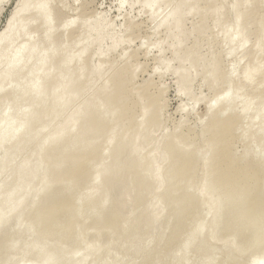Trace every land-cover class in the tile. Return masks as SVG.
Segmentation results:
<instances>
[{
  "label": "bare ground",
  "instance_id": "obj_1",
  "mask_svg": "<svg viewBox=\"0 0 264 264\" xmlns=\"http://www.w3.org/2000/svg\"><path fill=\"white\" fill-rule=\"evenodd\" d=\"M50 1L51 0H24L23 2H21L20 3V5H19V8H18V10H17V14L12 18V19H10L8 22V25H7V28L5 29V31H3L2 32V34L0 35V57H2L3 55L5 56H7V54L9 55V54H12L10 51H12L11 49H13V48H10V47H8V45H7V43L8 44H10L9 46H11L12 47V45H13V40L15 39V40H17L18 39V37H17V35H20L22 32H23V27H25L24 25H26V23L25 22H28L27 20H31L32 22H33V19L35 20L37 17L39 18V20H41V21H38V18L36 19L38 22H40V25L42 24L43 25V27H45V29H47V31L45 32V33H47L48 32V30H50L51 32H52V34L54 35L55 33H53V31L54 30H56L57 28H55V26H54V28L55 29H53V31H52V28L50 27L51 25H52V22H55V20H56V16H55V13H54V7L53 8H51V4H50ZM158 1V2H157ZM161 1H169V0H144V5H142L143 7H145V8H151V6H152V4H154L155 2H157V3H159V2H161ZM204 1V2H203ZM207 1L208 0H184L183 2H180V3H176V4H174V3H172V4H174L172 7H171V4H170V7H171V10L169 11V13L167 14V15H165L166 17L164 18V20L163 21H161L162 22V25L163 26H170V24H172L173 25V32H171V30L169 31V29H168V31H169V34H170V32L171 33H173V34H171V35H168L169 37H170V41H171V39L173 38V39H175V36H178L177 38H178V40L180 39L179 38V36H181V41H183L184 40V42L185 41H187V38L189 37L190 38V36L192 37V35H197V38L198 39H200V38H204L203 36H204V34H205V31H211V30H208L209 29V26L207 27L208 29H206V23L208 22V20H210V19H212V21H213V25L215 24V27H218L219 26V24H220V22H222L223 21V18H224V15L222 16V10L224 9L223 7V0H217V1H215V0H213L214 1V3H210V1H208L209 2V4H207ZM212 1V0H211ZM212 1V2H213ZM171 2V1H170ZM179 2V1H178ZM201 2H203V3H205L206 2V4H204V5H206L205 7H201V5L199 6V4H202ZM219 3L218 5H211V4H217V3ZM227 2V1H226ZM225 2V3H226ZM263 2V1H262ZM141 3V2H140ZM169 3V2H168ZM228 3V2H227ZM226 3V4H227ZM264 3V2H263ZM137 4V3H136ZM233 7L235 8V7H240L241 9H240V11H239V9L237 8H235L236 9V11H238V12H236L235 14H234V17H233V23H231V25H229V26H227V27H225L226 25L225 24H223V23H221L220 25L221 26H223V25H225L224 27H222L223 28V30H222V32H224L223 34H224V41L223 40H221V41H223V43L225 42L226 44H233V42L235 41V39L238 37L240 40L242 39V41L241 42H244L246 45L248 44L247 43V41L249 40V38H250V36H251V26H252V17L254 16V14L253 13H255V10L257 9V7H259V3L258 2H254L253 0H234L233 1ZM231 4V5H232ZM207 5H209L208 7H207ZM230 5V4H229ZM230 5V6H231ZM167 6V5H166ZM185 6L186 7H188L187 9H189L188 10V12L189 13H191V12H193L194 10V13H197L198 11V15H201V17H200V19L201 20H199V22H200V24L199 25H196L197 27H196V29H194V30H192V28H190L191 29V31L187 34V32H186V29L185 28H187V27H184L185 26V22H184V17H181L180 15H182L183 14V12H185V11H183L182 12V14L180 13V11L182 10V8L184 7L185 8ZM210 6H212L211 7V11H210V13L208 12V10H209V8H210ZM215 6V7H214ZM226 6V5H225ZM230 6H228V7H230ZM214 7V8H213ZM25 8V9H24ZM144 8V9H145ZM205 8H208V10H203V9ZM213 8V9H212ZM234 8H232V9H234ZM198 9V10H197ZM200 9H202L201 10V12H200ZM261 9V8H260ZM27 11V13L25 14V16H20V15H18L19 14V12H21V11ZM197 10V11H196ZM150 11V10H149ZM154 11V10H153ZM156 11V10H155ZM260 11V10H259ZM31 12H34V15H33V13L31 14ZM35 12H37V13H35ZM202 12H204V13H202ZM154 13H156V12H154ZM158 13V12H157ZM160 13V12H159ZM194 13H192V14H194ZM28 14H30L31 16H29ZM36 14V15H35ZM60 14V13H59ZM191 14V15H192ZM149 15H150V13H149ZM29 18V19H27V17ZM33 16H34V18H33ZM37 16V17H36ZM157 16H158V14H157ZM183 16V15H182ZM262 16V15H261ZM23 17H26V18H23ZM99 17V16H98ZM197 17V16H196ZM221 17H222V19H221ZM256 17V16H255ZM22 18L24 19V21L25 22H23V21H21L22 20ZM30 18H33V19H30ZM89 18H90V16H89ZM93 18V17H92ZM101 18V17H100ZM229 18V17H228ZM26 19V20H25ZM53 19H55V20H53ZM60 19V18H59ZM74 19V18H73ZM80 19V18H79ZM53 20V21H52ZM70 20V19H69ZM68 20V21H69ZM78 20V19H77ZM77 20H75L74 19V21L71 23L72 25H74V24H79V26L82 24V22L83 21H81V24L80 23H77V22H80V21H77ZM80 20H82V19H80ZM151 20V19H150ZM157 20V19H156ZM255 20V19H254ZM37 21H34V22H37ZM66 21V20H65ZM64 21V22H65ZM94 21V20H93ZM92 21V19H91V22H93ZM228 21V20H227ZM260 21V20H259ZM60 22V21H59ZM106 23V21H99L98 19L96 20V22L94 21L93 23H89V24H84V22H83V24H84V29H81L80 28V31L82 32H80L79 31V28H77L78 29V33H79V35L78 36H75L74 38H72V40H70L69 41V39H61L59 42H57V40H55L54 39V37H51L50 35H48L47 37L49 38V42H51L52 40L51 39H54L55 40V42L52 44V43H49L48 42V44H46V42L43 44V45H40V48L38 47V45L39 44H41V43H39L38 45H36L35 47L33 46V47H31L30 49H34V48H36L34 51H32V53H31V51L29 50V49H27V50H29V51H27V52H24V53H26L28 56H29V54H28V52L29 53H31L30 54V56H29V58H25L26 56H22V57H24V58H22L20 55H23V54H21L20 53V48L23 50V47L26 49V47L25 46H22L21 45V47L19 46L18 47V49H19V51H17V50H15V49H13V54H12V57H11V60L9 61V64H6L7 65V68L4 70V69H2L4 72L2 73V75L0 76V85L1 84H3L4 82H6V81H9V84L11 85L10 87H12V88H10L9 87V89H11V90H9V91H11V93H10V97L8 96L9 94L7 93V96H4L5 97V99H4V97H3V99L5 100H2L1 99V102H0V150H4V148L7 146V144H9V143H14V146H12V145H10V146H12L11 148H10V150H9V152L7 153V151H6V153H4V155H3V157L4 158H2V160H0V172H1V170L3 169V168H5L6 167V170H7V168L9 167V169H10V167L11 166H13V168H14V166L15 165H11L10 163H11V161H12V163H16L14 160L16 159V161H17V159H19V154H21L20 152L22 151V150H24V149H28L30 146H33L34 147V153L35 154H40V157H41V159L39 160V156L37 155V157H39L38 158V160L37 159H35L34 161H36L37 160V162L35 163V164H37L36 166H35V170H34V168L33 167H31V166H33V165H29V164H31L30 162H28L27 160L29 159V157L27 158H24L25 159V161H27V163H25V161L24 160H21V162L19 163V168H18V171L17 170H15L14 172H18L17 174V176H14L17 180H16V183L17 184H14L13 186H11L10 187V185H12V184H10V185H6V184H8V183H6L5 184V187L6 188H8V190L6 189H4V184H3V186H1L2 188H0V197H1V194L3 193V195H5L4 197L2 196V199L4 198V199H9V198H11L10 199V201H9V205H10V202L12 203L11 205H10V207L8 208V210H6L7 208H5V211H3L4 210V208H2V206L4 205V206H9V205H6V201H5V203H4V201H3V204H2V199L0 198V231H2V229H4V227L6 226L7 228H8V219L9 218H11V216H12V218H13V216L14 217H16V220H19L20 219V216L18 215V214H20V213H22V211H20L21 210V207L22 208H24L23 206H24V204L28 201V199H29V197L31 196V200L34 198V197H32V196H34V195H31V194H35V192H33L34 191V188L36 187H34V182L36 181V180H38V179H40L41 178V176H44V174L45 173H48V175H49V173H52V174H50L49 175V177L51 176L52 178H50V180H49V182L51 181V183H47V185L48 186H46L45 188L46 189H44L43 188V192H42V194H41V196L40 197H38V198H40V199H37L38 201L40 200V202H41V206H39L38 205V207L37 208H35V210L36 211H32L33 212V214H32V212L30 213V214H32V222H31V224H30V226L32 225V226H34L35 225V223H43L42 225L40 224V226H43V233L45 234V236H47V234L50 236H53L52 238H53V240H54V243H52L51 241H50V239L48 240V241H50V242H48V243H51V244H53V245H55V243H57V242H59V241H57V242H55V240L56 239H54V237H57V236H59V237H65V238H62V240L63 239H65L66 240V238H68V236H70V235H72L73 233H71V232H73L72 230H75V228L73 227V226H77V224L79 223L78 222V220H79V218L80 217H76L75 215L78 213L79 214V212H80V210H84V209H81V207L80 206H83L82 204H86V203H83L82 202V204H79V197H77V196H75V197H73V194H70V191H74L73 189H75L80 183H81V185H84L85 183H87L86 182V180H85V182L83 183V182H81V178L82 177H84L85 175H86V177L84 178V179H87L88 177H89V179L92 181V179L94 178L95 180L94 181H96L98 178H101V175L102 174H105V176H106V174H107V179H108V181H110L111 182V180L113 181V180H115V179H120L118 182H117V184L118 185H120V182H121V180H122V177H119V176H116V175H118V173L119 172H121V170H123V167L122 166H117V165H119L118 163L119 162H121L120 163V165L122 164V165H125L124 163H122L123 162V157H121L122 155H123V153L125 152V148H127L126 147V145H127V143H128V141L129 142H131L130 140H136V141H138L137 139H143L145 142H146V144H148V143H150V145H152L153 144V141H154V133L156 132V134H157V130L161 127V125H162V120H163V118H162V116H163V112H164V109H165V105H164V100L162 99L161 100V94L163 93V89H162V92L161 91H158V92H152L151 90H150V86H151V82L149 83V82H147V84H145V85H143L142 86V84H141V86H137V85H135V76H136V71H138L137 69L138 68H136V66H134L133 67V65H131V61H130V59H131V56L129 57V56H127L128 58V61L127 60H125V63L123 64V65H118V66H116V62H112V63H110V67L108 66V65H106V66H108L109 67V69H108V71H107V74L109 75V78H108V80H107V82H105L106 84H103V86H101L102 88H100V90L99 89H97V90H95V91H92L93 89L92 88H95V83L96 82H98V80L99 79H101V77L103 76V75H105V73H104V71H102V68L103 69H105L104 68V66H103V63H102V65L101 66H99L98 68L96 67V68H93V67H91L92 66V62L91 61H89V59H91V58H89L88 59V62L86 63V65H82V67L80 66V67H78L76 64H78V61H80L81 62V60H79V57H80V59H81V57H82V59H83V55H84V53H82V52H84V51H86V53L88 52V50L92 47L93 48V45L95 46V44L97 45V47L99 48V47H102L103 45H104V42L106 41V40H110L111 41V45H109L110 47H109V49L107 50V51H109V52H114L117 48H119V46L120 45H122L125 41V39L123 40V38L122 37H118V36H116V34H113L112 32V34L111 33H109L108 32V30H109V25L107 24H105ZM262 22V21H261ZM25 23V24H24ZM23 24V25H22ZM55 24V23H54ZM58 24V23H57ZM227 24V23H226ZM31 25V24H30ZM41 25V26H42ZM76 25H75V27H76ZM195 25H194V27H195ZM210 25V24H209ZM216 25H218V26H216ZM262 25V24H261ZM263 25H264V23H263ZM262 25V26H263ZM23 26V27H22ZM27 26V25H26ZM32 26V25H31ZM67 26V25H66ZM135 26V25H134ZM134 26L131 28V26H129L128 28H127V30L126 31H130L131 29H133L134 28ZM157 26V25H156ZM165 26V27H166ZM28 27V26H27ZM47 27V28H46ZM70 28H71V26H69ZM81 27V26H80ZM159 27V26H158ZM157 27V28H158ZM193 27V28H194ZM50 28V29H49ZM60 28V27H59ZM67 28V27H66ZM111 28V27H110ZM124 28V27H123ZM126 28V27H125ZM161 28V27H160ZM218 28H220V30H221V27H218ZM32 29V28H31ZM30 29V30H31ZM33 29H35L36 30V28H33ZM41 29H42V27H41ZM41 29H39V30H41ZM44 29V30H45ZM136 29V28H135ZM165 29V28H164ZM217 29V28H216ZM24 30H26L25 28H24ZM113 30V29H112ZM156 30H158V29H156ZM166 30V29H165ZM214 30V29H213ZM213 30H212V32H213ZM31 31H33V30H31ZM67 31V30H66ZM75 31V30H74ZM74 31H73V33H74ZM77 31V30H76ZM152 31V30H151ZM189 31V30H188ZM216 31V30H215ZM21 32V33H20ZM27 32V31H26ZM25 32V33H26ZM38 32V31H37ZM55 32V31H54ZM72 32V31H71ZM127 32V33H128ZM131 32V31H130ZM129 32V33H130ZM153 32V31H152ZM222 32H221V34H222ZM39 33V32H38ZM73 33H71V34H73ZM77 33V34H78ZM116 33V32H115ZM118 33V32H117ZM120 33V32H119ZM210 33V32H209ZM217 33V32H216ZM219 33V32H218ZM23 34H24V32L22 33V36H23ZM49 34H51V33H49ZM42 35V34H41ZM44 35V34H43ZM42 35V36H43ZM56 35V34H55ZM74 35V34H73ZM76 35V34H75ZM189 35V36H188ZM207 35V34H206ZM209 35H211V34H209ZM24 36H28V35H24ZM51 38H50V37ZM67 35L65 34V37H66ZM84 36V37H83ZM215 37H216V35H214ZM241 36V37H240ZM19 37H21V36H19ZM33 37V36H32ZM39 37H40V35H39ZM46 38V36H43V38ZM72 37V36H71ZM83 37V42H81L80 40H81V38ZM194 37V36H193ZM209 37V36H208ZM17 38V39H16ZM41 38V37H40ZM40 38H38V39H40ZM70 38V37H69ZM129 38V37H128ZM189 38H188V40H189ZM206 38V37H205ZM196 39V38H195ZM207 39V38H206ZM211 39V38H210ZM209 39V40H210ZM218 39V38H217ZM220 39V38H219ZM223 39V38H222ZM36 40V39H35ZM45 40V39H44ZM53 40V41H54ZM62 40H65L63 43H62ZM127 40V39H126ZM132 40V39H131ZM165 40H167V39H165ZM176 41L175 42V45H179L178 47H180V49H181V47L183 46V44L182 45H180V42L181 41ZM200 40H202V39H200ZM199 40V41H200ZM263 40V39H262ZM22 41H24V39L22 40ZM37 41V40H36ZM41 41H43V40H41ZM45 41H47V40H45ZM129 41V40H128ZM144 41V40H143ZM194 41V40H193ZM198 40H196L195 42V44L192 46V47H190V49H186V51L185 52H183L181 55H182V57H180V59L176 56V58H178L177 60L179 61V62H181V66H179V70H178V72H176V74H180L179 75V78L181 77V79H179V80H181L180 82L181 83H179V84H181L179 87H183L184 89L183 90H185L186 91V93L187 94H189L190 92H189V88H190V86L189 85H191V80H193V79H191L190 77H191V75H190V77L187 75H185V71H183L182 70V67H183V65L185 64V63H189V62H195V60H198L199 61V58H200V55H199V50H200V46L202 45L201 44V42H203V41H200L199 42ZM212 41V40H211ZM211 41H209V42H211ZM239 41V40H238ZM109 42V41H108ZM167 42H168V40H167ZM179 42V43H178ZM183 42V43H184ZM189 42V41H188ZM249 42H250V40H249ZM11 43H12V45H11ZM14 43H15V41H14ZM80 43V44H79ZM81 43H83V46H82V44ZM126 43V42H125ZM143 43V42H142ZM149 43V42H148ZM152 43V42H151ZM172 43V42H171ZM177 43V44H176ZM187 43V42H186ZM193 43V42H192ZM235 43V42H234ZM6 44V45H5ZM78 44H79V46H82L81 48L79 47V49L80 50H82L81 51V53L79 54L78 52H74V50H76L75 48L78 46ZM128 44V43H127ZM145 44V43H144ZM146 44H147V42H146ZM158 44H160L161 45V42L160 43H158ZM163 44H165V43H163ZM201 44V45H200ZM208 44V43H207ZM239 44V43H238ZM238 44L235 46V47H237L238 46ZM241 44V43H240ZM16 45V44H15ZM34 45V44H33ZM46 45H48V46H46ZM152 45V44H151ZM154 45V44H153ZM159 45V46H160ZM169 45H171V44H169ZM173 45V44H172ZM185 45L186 44H184V46L183 47H185ZM211 45V44H210ZM228 45V47H230ZM244 45V44H243ZM41 46H46L45 48L44 47H41ZM146 46V45H145ZM150 46V45H149ZM164 46V45H163ZM166 46V45H165ZM187 46V45H186ZM255 46V45H254ZM259 46V45H258ZM2 47H8V48H10V51L9 52H7L6 50H8V48H5V53H2V50L4 49V48H2ZM96 47V48H97ZM126 47V46H125ZM157 47H158V45H157ZM172 47V46H171ZM175 47H177V46H175ZM182 47V48H183ZM202 47V46H201ZM234 47V48H235ZM256 47V46H255ZM262 47V46H261ZM29 48V47H28ZM103 48V47H102ZM102 48L99 50V49H97V50H99V51H101L102 50ZM159 48V47H158ZM163 48V47H162ZM161 48V49H162ZM174 48V47H173ZM186 48V47H185ZM188 48V47H187ZM213 48V47H212ZM231 48V47H230ZM229 48V49H230ZM232 48H233V46H232ZM233 48V49H234ZM240 48V47H239ZM239 48H237V49H239ZM263 48V47H262ZM179 48H177L176 50H177V53L175 52V55H178V54H180V53H178V51L180 52V49L178 50ZM225 48H223V50H224ZM254 49V48H253ZM258 49H260V48H258ZM14 50H15V52H14ZM96 50V51H97ZM148 50H150V49H148ZM159 50V49H158ZM182 51H183V49H181ZM227 50V49H226ZM236 50V49H235ZM235 50H233V52H235ZM240 50V49H239ZM25 51V50H24ZM77 51H78V47H77ZM117 51V50H116ZM122 51V50H121ZM161 51V50H160ZM210 51V50H209ZM237 51V50H236ZM262 51H263V49H262ZM7 52V53H6ZM80 52V51H79ZM102 52V51H101ZM104 52V51H103ZM211 52L212 51H210V54H211ZM215 52V51H214ZM229 52H230V50H229ZM261 52V51H260ZM1 53H2V55H1ZM20 53V54H19ZM123 53V52H122ZM213 53V52H212ZM222 53H223V51H222ZM232 53V52H231ZM231 53L229 54V55H231ZM255 53V52H254ZM25 54V55H26ZM82 54V55H81ZM134 54V53H133ZM225 54V53H224ZM259 55L260 54H262V53H258ZM132 55V54H131ZM173 55V54H172ZM180 55V56H181ZM228 55V56H229ZM236 55V54H235ZM3 56V57H4ZM6 56H5V58H6ZM27 56V57H28ZM91 56H93V55H91ZM123 56V55H122ZM121 56V57H122ZM125 56V55H124ZM134 56V55H133ZM179 56V55H178ZM211 56V55H210ZM209 56V57H210ZM216 56V55H215ZM214 56V54H213V60L214 61H212L211 60V58H210V60H211V62H213V64H212V67H211V65L210 66H208V68L210 67L211 69H210V77H208L207 76V78H211L212 80L214 79V77H216L217 76V73H219V72H217L218 71V68H219V63H220V58H218V55L215 57ZM234 56V55H233ZM250 56H252V55H250ZM3 57H2V60H3ZM9 57V56H8ZM95 57V56H94ZM106 57V56H105ZM109 57V56H108ZM126 57V56H125ZM248 57V56H247ZM101 58V57H100ZM123 58V57H122ZM202 58V57H201ZM206 58V57H205ZM237 58V57H236ZM246 58V57H245ZM257 58H259V56L257 57ZM261 58V57H260ZM259 58V59H260ZM10 59V58H9ZM32 59H34L33 60V63H31V64H33V66H32V68L30 69L29 68V66L27 65V63L30 61V60ZM101 59H103V58H101ZM134 59V58H133ZM174 59V58H173ZM202 59H204V58H202ZM233 59V58H232ZM251 59V58H250ZM259 59L258 60H256L257 61V63L259 62ZM0 60H1V58H0ZM55 60H56V62H55ZM98 60V59H97ZM166 60H168V59H166ZM181 60V61H180ZM253 60H255V59H253ZM5 61V60H4ZM83 61V60H82ZM87 61V60H86ZM99 61H100V59H99ZM120 61V60H119ZM203 61V60H202ZM229 61V60H228ZM238 61V60H237ZM247 61V60H246ZM263 61V60H262ZM261 61V62H262ZM6 62V61H5ZM55 62V63H54ZM90 62H91V65H90ZM103 62V61H102ZM169 63H170V61H168ZM208 62V61H207ZM206 62V63H207ZM254 62V61H253ZM30 63V62H29ZM57 63V64H56ZM85 63V62H84ZM173 63V62H172ZM210 63V62H209ZM209 63H207V65H209ZM241 63V62H240ZM260 63V62H259ZM0 64H1V61H0ZM30 64V65H31ZM83 64V63H82ZM99 64H101V63H99ZM133 64V63H132ZM237 64H238V62H237ZM243 64V63H242ZM254 64H255V62H254ZM2 65V64H1ZM25 65H27V67H25ZM79 65H81V64H79ZM135 65V64H134ZM137 65V64H136ZM164 65V64H163ZM170 65H171V63H170ZM187 65H189V64H187ZM239 65V64H238ZM250 65V64H249ZM249 65H247V68H249L248 66ZM252 65V64H251ZM261 65H262V63L259 65H255V68L254 69H252V70H249L248 72H250V71H252V72H250V73H246L245 72V76L246 77H244V75H243V77L245 78V79H243L244 81H247L248 83H251L252 84V82L253 81H255V78H256V75L257 74H260V73H262L263 72V74H261L262 75V80H261V82H260V85H258V87L260 88H262V91H261V94H259L260 96L258 97V99H260L261 101H262V105L258 108L259 110H257L258 112L255 114L256 115V118L255 119H257L259 116L260 117H262L263 118V120H264V70H263V68H264V63H263V68L261 67ZM3 66V65H2ZM94 66V65H93ZM103 66V67H102ZM165 66V65H164ZM228 66V65H227ZM3 67H5V66H3ZM31 67V66H30ZM138 67V66H137ZM166 67H167V69H168V63H166ZM188 67V66H187ZM204 67H206L205 65H204ZM203 67V68H204ZM252 67H254V66H251L250 68H252ZM1 68V67H0ZM25 68H28V70H29V72H27V71H24V69ZM171 68V66H169V69ZM183 68H186V67H183ZM191 68V67H190ZM200 68H201V66H200ZM224 68V67H223ZM235 68V67H234ZM238 68V67H237ZM107 69V68H106ZM142 69V68H141ZM164 69H165V67H164ZM189 69V68H188ZM207 69V68H206ZM205 69V70H206ZM241 69V68H240ZM26 70V69H25ZM90 70V71H89ZM140 70V69H139ZM155 70V69H154ZM171 70V69H170ZM177 70V69H176ZM176 70H174V71H176ZM186 70V69H185ZM191 70V69H190ZM196 70V69H195ZM236 71L238 70V69H235ZM234 70V71H235ZM244 70V69H243ZM22 71H24V73L22 72ZM88 71H89V73H88ZM174 71H172V74H173V72ZM209 70H207V72H208ZM226 71V70H225ZM229 71H231V70H229ZM229 71H228V74H229ZM25 72H26V74H25ZM86 72L88 73V75L86 74ZM109 72V73H108ZM140 72V71H139ZM168 72V71H167ZM184 72V73H183ZM187 72V71H186ZM200 72H202V71H200ZM204 72V71H203ZM206 72V71H205ZM206 72V73H207ZM222 72V71H221ZM21 73H23V77H21ZM104 73V74H103ZM158 73V72H157ZM166 73V72H165ZM175 73V72H174ZM208 73V74H209ZM242 73V72H241ZM24 74H25V76H24ZM85 74H86V76H87V80H86V82H84V80H83V77L85 76ZM205 74V73H204ZM227 74V75H228ZM34 76V78L32 79V76ZM138 75V74H137ZM194 75V74H193ZM196 75V74H195ZM198 75H199V72H198ZM242 75V74H241ZM31 76V77H30ZM177 76V75H176ZM222 76V75H221ZM229 76H231V72H230V75H228L226 78H220V79H222V80H225V82L227 83V85H228V87H227V90L225 91L224 90V94H227V95H229L230 93H232L233 92V94H234V90L237 88V87H235L236 85H235V83H234V80H233V76H232V78L231 77H229ZM138 77V76H137ZM195 77V76H194ZM193 77V78H194ZM197 77V76H196ZM199 77V76H198ZM218 77H219V74H218ZM235 77H238L237 75H235ZM29 78H30V80H29ZM32 79V80H31ZM137 79V78H136ZM189 79H191L190 81H189ZM202 79V78H201ZM218 79V78H217ZM82 80H83V82H82ZM210 80V79H209ZM242 80V79H241ZM106 81V80H105ZM207 81V80H206ZM211 81V80H210ZM257 82V81H256ZM7 84H8V82H6ZM188 83H190V84H188ZM206 83H208V82H206ZM210 83V82H209ZM241 83V82H240ZM254 83V82H253ZM9 84L7 85V86H9ZM95 84V85H94ZM188 84V85H187ZM215 84V83H214ZM257 84V83H256ZM209 85V84H208ZM210 85H211V83H210ZM227 85H225V86H227ZM94 86V87H93ZM187 86H189V88L187 87ZM217 86V85H216ZM224 86V87H225ZM252 86H253V84H252ZM1 87H5V83H4V86H0V88ZM192 87V86H191ZM256 87V86H255ZM2 88V89H3ZM6 89H8L7 87H5ZM97 88V87H96ZM152 88V87H151ZM164 88V87H163ZM185 88H187V89H185ZM183 90L181 91L180 89H179V91H181L182 93H183ZM188 90V91H187ZM255 90V89H254ZM0 91H2L3 92V90H1L0 89ZM5 91H8V90H5ZM212 91V90H211ZM257 91V90H256ZM259 91V90H258ZM91 92V93H90ZM189 92V93H188ZM191 92H192V88H191ZM226 92V93H225ZM185 93V92H184ZM185 93V95H187ZM238 93V92H237ZM6 94V93H5ZM180 94V93H179ZM213 94V93H212ZM220 94V93H219ZM219 94L217 95V96H219ZM2 95H4V93L2 94ZM2 95H0L1 97H2ZM81 95H88L87 96V99L84 101V103H82L81 104V106H80V104L78 105V106H80V108L78 109L76 106H74L76 109V111L74 110V113L72 114V117H70V119H68L64 124H62V125H60V126H58V128L55 130H53V133H50V135H47V134H49V133H47L46 134V131L48 130L47 129V126H46V123L45 122H47L46 120H45V118H46V115H47V112H48V115L50 116V114H52L51 112H53V116H54V114L55 113H58V117H59V113L61 114L62 112H66L67 111V109L69 110V107H71V106H73V103L74 102H76L77 101V99L79 100V97L81 96ZM184 95V94H183ZM194 95V94H193ZM235 95V94H234ZM163 96V95H162ZM189 96V95H188ZM191 96H192V93H191ZM222 96V95H221ZM237 96H238V94H237ZM243 96H245V95H243ZM0 97V98H1ZM82 97V96H81ZM239 97V96H238ZM241 97V96H240ZM6 98H7V100H6ZM164 98V97H163ZM196 98V97H195ZM194 98V99H195ZM198 98H200V97H198ZM217 98V97H216ZM237 98V97H236ZM214 99V98H213ZM222 99H224V97L222 98ZM235 99V98H234ZM255 99V98H254ZM236 100V99H235ZM191 101H193V100H191ZM195 101V100H194ZM215 101V100H214ZM229 101H230V99H229ZM237 101V100H236ZM255 101H257V100H246V101H244L243 103H240V108L242 109V110H246V109H249V108H253V106H255L254 105V103H255ZM78 102V101H77ZM216 104L218 105V103H220L221 102V98L219 99V98H217L216 99ZM222 102H224V100H222ZM238 102V101H237ZM79 103V102H78ZM227 103H228V101H227ZM75 104V103H74ZM210 104V103H209ZM221 104V103H220ZM224 104V103H223ZM236 104V103H235ZM230 105V106H228V107H226L227 109H226V112H227V115H226V113H225V115L222 113V112H220V113H217V112H213V115H210L211 116V118H210V120L206 123V125L205 126H203L201 123V125L203 126V127H201V128H203V130H202V134L201 135H199L200 136V138L202 137V140L201 141H205V143L207 144H205V146H206V148L204 147V146H201L202 148L200 149V148H196V142H197V140L196 139H194V138H196L195 136H192V129L191 130H187L186 132H183L181 129L179 130V129H177L174 133H172V134H167V135H165L164 136V139L161 141V143H160V145L159 146H157L156 148H157V153H158V155L160 156V158H161V156L163 157L162 159H164V162H166V165L168 166V168H167V170H166V173L165 172H163V174H162V177L160 178V184H162L163 183V180H166V182L168 183L167 185V189H165V191H164V194H162L161 195V197L159 196V198H161L162 199V202H164L165 201V199H166V201H168L169 200V198H170V200L171 201H173V203H172V210L176 213L177 212V215L179 214V210H180V213L181 214H185V212H183L184 211V209L183 210H181V209H179L180 208V205H181V203L183 202V201H188V200H191V199H193L194 197H195V194H194V196H193V193L191 194L190 192H189V189H194L191 185H193L194 187H195V185L194 184H196L197 182H199V181H201V180H203V179H209V180H212L207 186V188H208V191H214V189L215 190H217V189H219L220 190V192H221V195H220V198L218 199V201L216 202V210L219 212V213H225L226 214V217H227V221L225 220V219H222V220H224V221H226V223H229V225L230 226H233V224L234 225H236L235 223L240 219V218H242L243 217V220H244V218L245 219H247L248 221H249V223L247 224V226L250 224V222L251 223H253L254 224V222H256V221H262V220H264V206H263V208H262V205L260 206V207H258V205H256V203H255V199L256 198H258L259 196H260V194H259V189H260V191L261 190H263L264 189V179H262V175H261V173L259 172V168L261 167V165L263 164V158H264V156H262V155H254V157L253 158H251V159H249V160H245L244 158H242V159H238L235 155H234V153H233V143H234V140H235V138L237 137V133L239 134V132L237 131L238 130V127H240V126H238V124H237V121H236V119H235V113H237L236 111H237V106L236 105ZM225 105H226V103H225ZM186 106V105H185ZM216 106V105H215ZM210 108H211V106H209ZM217 107V106H216ZM212 108H213V106H212ZM219 108V107H218ZM251 108V109H252ZM25 110V114H24V116L23 117H21L22 115H21V113H20V115L21 116H17V115H19V113L17 114V112H21V110ZM71 109V108H70ZM225 109V108H224ZM241 109H239V110H241ZM257 109V108H256ZM188 109H186V111H187ZM213 110H214V108H213ZM216 110V109H215ZM254 110V109H253ZM192 111V110H191ZM210 111V110H209ZM218 111V110H217ZM252 111V110H251ZM245 112V114L246 113H248V112H246V111H244ZM256 112V111H255ZM24 113V112H23ZM50 113V114H49ZM17 114V115H16ZM209 114V113H208ZM210 114H212V113H210ZM240 114V113H239ZM47 115V117L50 119L51 117H53V116H51V117H49ZM63 115V114H62ZM240 115H242V114H240ZM64 116V115H63ZM67 116V115H66ZM71 116V115H70ZM110 116H113V117H110ZM209 116V117H210ZM243 116V115H242ZM247 116V115H246ZM20 117V118H19ZM55 117H56V114H55ZM62 117V116H61ZM198 118H199V116H197ZM203 117V116H202ZM240 117V116H239ZM260 117H259V120H260ZM68 118V117H67ZM111 118V120H109ZM206 118V117H205ZM243 118H245V116H243ZM247 118V117H246ZM261 118V119H262ZM47 119V118H46ZM113 119V120H112ZM200 119V118H199ZM249 119H250V116H249ZM54 120V119H53ZM57 120V119H56ZM56 120H55V122H56ZM66 120V119H65ZM245 120V119H244ZM252 120H253V118H252ZM258 120V119H257ZM243 121V120H242ZM186 122V121H185ZM196 122V121H195ZM199 122V121H198ZM206 122V121H205ZM204 122V123H205ZM255 122V121H254ZM253 122V123H254ZM257 122V121H256ZM44 123H45V125H44ZM240 123V122H239ZM253 123H252V125H253ZM260 123V122H259ZM263 123H264V121H263ZM50 124V123H49ZM53 124V123H52ZM185 124V123H184ZM166 125V124H165ZM194 125V124H193ZM240 125V124H239ZM263 125V124H262ZM56 126V125H55ZM163 126V125H162ZM184 126V125H183ZM197 126V125H196ZM242 126V125H241ZM244 126V125H243ZM256 126V125H255ZM53 127V126H52ZM166 127V126H165ZM246 127V126H245ZM49 128V127H48ZM200 128V129H201ZM242 128V127H241ZM253 128V127H252ZM255 128V127H254ZM47 129V130H46ZM51 129V128H50ZM161 129V128H160ZM46 130V131H45ZM165 130V129H164ZM258 130V129H257ZM122 131L124 132V134H121L122 133ZM159 131V130H158ZM244 131V130H243ZM247 131V130H246ZM251 131V130H250ZM45 132V137H42V136H44V134L42 135L41 133H44ZM52 132V131H51ZM195 132V131H194ZM248 132V131H247ZM40 133V134H39ZM107 135H106V134ZM159 133V132H158ZM201 133V132H200ZM199 133V134H200ZM244 133H245V131H244ZM243 133V134H244ZM37 134H39V135H37ZM104 134V136L106 137L105 139H102L101 138V140H102V142H103V140H105L104 142H105V145H106V147H104L103 149H105V150H103L102 149V151H101V148L102 147H100L99 148V146H97L98 144H97V142L99 143V140H100V137H102V135ZM194 134V133H193ZM242 134V135H243ZM246 134V133H245ZM36 135H37V140L39 139V143H36V141L37 140H35V142H34V139H36ZM40 135H42L41 137L43 138V139H40L41 137H39L38 138V136H40ZM196 135V134H195ZM247 135V134H246ZM103 136V137H104ZM157 137V136H156ZM243 137V136H242ZM197 138H199L198 136H197ZM264 138V125L263 126H261L260 127V129L257 131V133L255 134V142H257V144L255 145V143L254 142H252V143H254V145L257 147V145H258V142L259 141H262V139ZM99 139V140H98ZM139 139V141H141ZM253 139V138H252ZM243 140V139H242ZM97 141V142H96ZM135 141V142H136ZM143 141V143H145ZM246 141V140H245ZM244 141V142H245ZM27 143V144H29L30 146L28 147V148H25V147H27L28 145H24V143ZM38 142V141H37ZM22 143H23V145H22ZM133 144H134V142H132ZM204 143V142H203ZM262 143H264V142H262ZM35 144V145H34ZM97 144V145H96ZM101 144H103V143H101ZM129 144V143H128ZM145 144V146H148V147H150L149 145H146ZM242 144V143H241ZM259 145H261V144H259ZM53 146V147H52ZM129 146V145H128ZM131 147H133L132 145H130ZM208 146V147H207ZM251 146V145H250ZM32 147V148H33ZM52 147V148H51ZM130 147V148H131ZM204 147V148H203ZM254 147V146H253ZM259 147V146H258ZM264 147V146H263ZM22 149L21 151H20V149ZM129 148V149H130ZM134 148V147H133ZM252 148V147H251ZM250 148V149H251ZM128 149V150H129ZM149 149V148H148ZM208 149H209V151L211 152L209 155L210 156H208ZM255 149V148H254ZM6 150V149H5ZM4 150V151H5ZM153 150V149H152ZM152 150H151V152H152ZM159 150V151H158ZM249 150V149H248ZM20 151V152H19ZM245 151V150H244ZM251 151H253V149L251 150ZM1 152V151H0ZM127 152V151H126ZM139 152H141V150H139ZM149 152V151H148ZM153 152H154V150H153ZM156 152H154L153 154H155ZM256 152H257V149H256ZM18 153V154H17ZM32 153V152H31ZM143 153H144V151H143ZM143 153H139V154H143ZM161 153V154H160ZM206 153H207V155H206ZM5 154H6V156H5ZM19 155L18 157H16L17 155ZM134 154V153H133ZM152 154V153H151ZM245 154H247V153H245ZM244 154V155H245ZM23 155V154H22ZM26 155V154H25ZM29 155V154H28ZM105 155H106V157H107V155H108V157H110V158H108V159H110V160H112V163L111 164H107V163H109V161L110 160H108V162L106 163V162H104V164H106V165H103V162H102V164H101V162L100 161H103V159L105 160V159H107V158H105ZM147 155V154H146ZM157 155V156H158ZM205 155V156H204ZM35 156L36 155H34V157H33V159L35 158ZM128 156V155H127ZM145 156V155H144ZM207 156H208V158H207ZM15 157V158H14ZM140 157V156H139ZM14 158V159H13ZM32 157H30V159H31ZM103 158V159H102ZM127 158H129V157H127ZM150 158V157H149ZM203 158V159H202ZM206 158V159H205ZM121 159V160H120ZM205 159V160H204ZM248 159V158H247ZM32 160V159H31ZM30 160V161H31ZM120 160V161H119ZM127 160V159H126ZM149 160V159H148ZM14 161V162H13ZM40 161H41V163H40ZM105 161H107V160H105ZM141 161V160H140ZM98 162H99V164H98ZM146 162V161H145ZM42 163H45L43 166V168L44 169H46L45 171H42V173H44V174H42L41 173V164ZM142 163V162H141ZM141 163H136V164H134L133 163V165L132 164H129V161H128V165L130 166L129 167V170H130V172H131V174L129 175V173H128V175L130 176V177H132V179L131 178H128V179H130L128 182H127V178H125V179H127L126 180V182L128 183H126L125 182V184L123 183V181H122V183L124 184V185H121V186H117V184L115 185V181H117V180H115V181H113V182H111L110 183V185H108V187L109 186H111V184L113 183V185L115 186V187H120V190H118V189H116L118 192H122V193H127V191L128 192H130V194H133L134 195V197L136 198L137 197V200L139 199V197H140V199H141V197L143 198V201H144V199L145 200H147V198L149 197V194H150V189H151V187L149 188V185H148V183H150V181L148 182L147 181V179H146V177L144 178V179H139V178H137L136 176H138V172H139V170L141 169ZM150 163V162H149ZM169 165H168V164ZM34 164V163H33ZM147 164V163H146ZM248 164L249 165H252V167H250L249 168V166H248ZM165 165V164H164ZM163 165V166H164ZM8 166V167H7ZM17 166V165H16ZM15 166V167H16ZM30 166V167H29ZM167 166H165V167H167ZM117 167L119 168V167H121L122 169L121 170H119V169H117ZM147 167V165L145 166V168ZM12 168V167H11ZM12 168V170H14ZM31 168H33L32 169V171H33V173H35V175L33 174L31 177H29L30 176V170H31ZM17 169V168H16ZM43 169V170H44ZM127 170H128V168H126ZM164 169V168H163ZM5 170V171H6ZM11 170V171H12ZM119 170V171H118ZM125 170V169H124ZM127 170H125V171H127ZM264 170V169H263ZM4 171V172H5ZM8 171V170H7ZM118 171V172H117ZM125 171H124V173H122L121 172V174H120V176H123V174L125 175V174H127V172L125 173ZM164 171V170H163ZM129 172V171H128ZM7 173V172H6ZM13 173V172H12ZM11 172H10V174L11 175H13ZM32 173V172H31ZM114 173H116V177L117 178H115V179H112V178H114L113 177V175H114ZM2 174H3V172H2ZM2 174H1V177H2ZM192 174L194 175L193 176V178H192ZM47 175V176H48ZM93 176V178H91L92 176ZM45 176H46V174H45ZM10 177H13V176H10ZM48 177V178H49ZM126 177V176H125ZM139 177V176H138ZM14 178V179H15ZM43 178V177H42ZM42 178H41V181H43L42 183H44V180H42ZM134 178H136V179H134ZM192 178V179H191ZM13 179V178H12ZM13 179V181L15 182V180ZM45 179V178H44ZM47 179V178H46ZM88 179V180H89ZM124 179V178H123ZM150 179V178H149ZM153 179V178H152ZM155 179V178H154ZM8 180V179H7ZM47 180V181H48ZM89 180V181H90ZM101 180V179H100ZM99 180V181H100ZM192 182H191V181ZM12 181V180H11ZM39 182H41L40 180H38ZM88 181V182H89ZM106 181V180H105ZM104 181V179L102 178V180L100 181L101 183H104L105 182ZM152 181H156V180H152ZM157 181H158V179H157ZM161 181H162V183H161ZM12 183V182H11ZM31 183H33V184H31ZM41 183V184H42ZM91 183H93V182H91ZM90 183V184H91ZM96 184H93V185H95L94 186V188H97V186H99V185H101L100 183H98L99 185H97V182H95ZM190 183H192L191 185H189ZM208 183V182H207ZM31 184V187H34L33 188V190H31L30 189V187H29V185ZM33 185V186H32ZM89 185V184H88ZM87 185V186H88ZM92 185V184H91ZM104 185V184H103ZM112 185V186H113ZM10 188H9V187ZM39 186V185H38ZM44 186V185H43ZM111 186V187H112ZM191 186V188H189ZM197 186V185H196ZM22 187H24V189H25V187H27L25 190H24V192H22V194H20L21 192H20V190H22L21 188ZM79 187H81V186H79ZM89 187V186H88ZM91 187V186H90ZM100 187V186H99ZM99 187L97 188V189H99ZM103 187V186H102ZM105 188V189H108V190H112V188ZM42 188V187H41ZM40 188V189H41ZM56 189V188H58V190L56 189V191H58L57 192V196H55V197H51L50 198V194H51V192H52V190L53 189ZM87 188V187H86ZM129 188H132L133 190H128ZM205 188H206V185H205ZM36 189V188H35ZM39 189V188H38ZM37 189V192L36 193H38V190ZM78 189V188H77ZM90 189V188H89ZM92 189H93V187H92ZM92 189H90L91 191H93ZM100 189H101V187H100ZM3 190H4V192H3ZM79 190V189H78ZM77 190V191H78ZM108 190H106V191H108ZM110 190V191H111ZM113 190H114V188H113ZM202 190V189H201ZM205 190V189H204ZM207 190V189H206ZM218 190V191H219ZM5 191H6V193H5ZM89 191V190H88ZM88 191H86V192H88ZM94 191H95V189H94ZM97 191V190H96ZM99 191V190H98ZM97 191V192H98ZM152 191V190H151ZM193 191V190H192ZM264 191V190H263ZM19 192V194L21 195L20 197H18L19 196V194L16 196V194ZM33 192V193H32ZM75 192L76 191H74V194H75ZM81 193L80 194H82V192H85V191H80ZM104 193H106L105 191H103ZM132 192V193H131ZM208 193V192H206L205 191V194L204 195H202V196H204L205 197V195H209V194H211V193ZM5 193V194H4ZM41 193V192H40ZM50 193V194H49ZM55 192H53V196L55 195L54 194ZM72 193V192H71ZM90 194H91V192H89ZM94 193L96 194V192H93V194L92 195H94ZM102 193V192H101ZM104 193H102L103 194V197L104 196H106V194L104 195ZM207 193V194H206ZM264 193V192H263ZM108 194V193H107ZM120 194V193H119ZM152 194H153V191H152ZM152 194H151V198H152ZM15 195V198L13 197ZM36 195V194H35ZM38 195H39V193H38ZM37 195V196H38ZM78 195V194H77ZM83 195V194H82ZM84 195H85V193H84ZM109 195V194H108ZM112 195V194H111ZM123 195V194H122ZM121 195V196H122ZM125 195V194H124ZM128 195V194H127ZM132 195V196H133ZM259 195V196H258ZM36 196V197H37ZM49 196V197H48ZM95 196V195H94ZM99 196V195H98ZM130 197H131V195H129ZM128 196V197H129ZM178 196V197H177ZM201 196V195H200ZM258 196V197H257ZM75 198V199H73V198ZM81 197V196H80ZM90 197H91V195H90ZM90 197H88V195H87V197L86 198H90ZM110 197V196H109ZM123 197V196H122ZM127 197V198H128ZM153 197H154V195H153ZM207 197V196H206ZM205 197V198H206ZM12 198H14V200H12ZM49 198V200H47ZM78 198V199H77ZM83 198V197H82ZM97 198V197H96ZM107 198V197H106ZM119 198V197H118ZM124 198V197H123ZM126 198V197H125ZM175 200H174V199ZM32 200L33 201V203L35 202V201H37V200ZM76 199L78 200V202L76 201ZM85 199V198H84ZM97 199H99V198H97ZM116 199V198H115ZM149 200H150V198H148ZM158 199V198H157ZM173 199V200H172ZM207 199V198H206ZM210 199V198H209ZM259 199H260V201H261V198L259 197ZM12 200V201H11ZM74 200L77 202V204H76V202H75V204H73L74 203ZM81 200V199H80ZM86 200H89V199H86ZM93 199L91 198V200H89V203L88 204H90L91 205V203H90V201H92ZM96 200V199H95ZM104 203L106 202V200L108 201V198L107 199H105L104 198ZM142 200V199H141ZM141 200L139 201V202H141ZM153 200H155V199H153ZM169 200V201H170ZM202 200V199H201ZM205 199H203V201H204ZM212 200V199H211ZM31 201V202H32ZM100 201H101V199H100ZM115 201V200H114ZM132 201H133V198H132ZM142 201V202H143ZM151 201V200H150ZM158 201V200H157ZM160 201V200H159ZM169 201H168V203H169ZM198 201V200H197ZM81 202V201H80ZM95 201H93V203H94ZM110 202V201H109ZM137 202V201H136ZM141 202V203H142ZM145 202V201H144ZM161 202V201H160ZM259 202V201H258ZM28 203V202H27ZM33 203H30V204H32L31 206H34L33 205ZM36 203V202H35ZM106 203H108V202H106ZM141 203H138V204H141ZM146 203H148V202H145V204ZM150 203V202H149ZM149 203L146 205V206H148L149 205ZM165 203V202H164ZM190 203H192V202H190ZM37 204V203H36ZM40 204V203H39ZM87 204V205H88ZM97 204V203H96ZM118 204V203H117ZM144 204V203H143ZM166 204V203H165ZM188 205H189V202L187 203ZM186 204V205H187ZM194 204V203H193ZM207 204H209V201L207 202ZM75 205V206H74ZM87 205L84 207L83 206V208H85L86 209V207H87ZM105 205V204H104ZM110 205V204H109ZM136 205V204H135ZM142 205V204H141ZM164 205V204H163ZM167 205H169L170 206V204H167ZM202 205V204H201ZM210 205V204H209ZM214 205V204H213ZM256 205V206H255ZM35 206H37V205H35ZM72 206L73 207H75V208H73V209H71L72 208ZM138 206V205H137ZM143 206V205H142ZM185 205H183V207H184ZM190 206V205H189ZM193 206V205H192ZM206 206V205H205ZM26 207V206H25ZM29 207V206H28ZM91 207H92V205H91ZM98 207V206H97ZM96 207V208H97ZM103 207V206H102ZM109 207V206H108ZM140 207V206H139ZM168 207V206H167ZM182 207V206H181ZM187 207V206H186ZM202 207H203V205H202ZM208 207V206H207ZM96 208H90V211L93 209H96ZM104 209H107L106 207H103ZM102 208V209H103ZM137 208L138 207H136V212H140L139 213V215H141V213L143 212V207L142 208H139L140 210L142 209V212L140 211V210H137ZM163 208V207H162ZM164 208H166V207H164ZM169 208V207H168ZM185 208V207H184ZM192 208V207H191ZM195 208V207H194ZM213 208H214V206H213ZM212 208V209H213ZM26 209H27V207H26ZM31 209H32V207H31ZM74 210L73 212H75V213H71V215H74L75 217H76V219H77V223L74 221V224L72 223L73 221H72V219L73 218H75L74 216L72 217V216H69L71 219H69V220H71L69 223L67 222V224H68V226L67 225H65V224H63V223H60L59 221L60 220H64L63 218H66L67 216H65V217H63L64 216V214H66L69 210ZM98 209H99V207H98ZM98 209H96L97 211H98ZM101 209V208H100ZM101 209V210H102ZM110 211H111V209L110 208H108ZM225 209V210H224ZM28 210V209H27ZM33 210V209H32ZM93 210L90 212V215H91V213H94V212H96L95 210H94V212H93ZM178 210V211H177ZM188 210V209H187ZM194 210V209H193ZM214 210V209H213ZM79 211V212H78ZM86 211H88V209L86 210ZM86 211H85V213H86ZM120 211V210H119ZM144 211H145V208H144ZM147 211V210H146ZM169 211V210H168ZM173 211L172 212H170L171 213V215H172V213H173ZM185 211H186V209H185ZM210 211V210H209ZM217 211H214V212H217ZM222 211H224V212H222ZM24 212V211H23ZM29 212V211H28ZM83 212V211H82ZM107 213L108 212V210L106 211H104V213ZM134 212V211H133ZM135 212V213H136ZM150 212V211H149ZM148 212V213H149ZM164 212V211H163ZM193 212V211H192ZM24 213H26V212H24ZM24 213H22L23 215H24ZM88 213V212H87ZM86 213V214H87ZM101 215L99 216V215H97V213H95L94 215H93V217L91 218V219H94V220H92V221H94V222H92V223H96L95 225L97 226L98 224H100V225H105V224H102V223H104V222H102L101 221V219H104L103 218V216H102V214L104 215V217L109 213H107L106 215L103 213V210H102V212L100 211L99 212ZM112 213H114V212H110L108 215L111 217V215L110 214H112ZM144 213V212H143ZM188 213H190V212H187V214ZM77 214V216H79L80 214H82L81 212H80V214L78 215ZM89 214V213H88ZM115 214V213H114ZM145 214H146V212H145ZM225 214L223 215V214H221L220 216H225ZM227 214H228V216H227ZM83 217H84V212H83ZM108 215L106 216L107 218H108ZM120 215V214H119ZM134 215V214H133ZM136 215V214H135ZM138 215V214H137ZM136 215V217L138 218L139 216H137ZM142 215H144V214H142ZM152 215V214H151ZM168 215V214H167ZM170 215V214H169ZM176 215V216H177ZM180 215V214H179ZM178 215V216H179ZM191 215V214H190ZM192 215H194V213L192 214ZM86 216H89V215H86ZM92 216V215H91ZM145 216V215H144ZM174 215H172V218H174L173 217ZM175 216V217H176ZM222 216V218H225V217H223ZM24 217H25V215H24ZM63 217V218H62ZM82 217V216H81ZM102 217V218H101ZM105 217V220L107 219ZM116 216H113V220H114V218H115ZM132 217H134V216H132ZM131 217V218H132ZM141 218H142V216H140ZM183 217V219H184V215L182 216ZM11 218V219H12ZM62 218V219H61ZM87 218V217H86ZM135 218V217H134ZM144 218V217H143ZM151 218V217H150ZM149 218V219H150ZM189 218V217H188ZM188 218H187V220H188ZM23 219V218H22ZM67 219H68V217H67ZM75 219V220H76ZM81 219V218H80ZM83 219V218H82ZM109 219V218H108ZM120 219V218H119ZM148 219V220H149ZM152 219V218H151ZM150 219V220H151ZM177 219H179V217H177ZM177 219H176V221H177ZM181 219V218H180ZM14 220H15V218H14ZM16 220H15V222H16ZM69 220H67V221H69ZM88 220V219H87ZM87 220H85V223L87 222ZM113 220H112V218H110V220L109 221H106L107 222V224L109 225V227H115V228H117V227H119L118 225V222H117V220H116V222H117V226H116V224H115V221L113 222ZM136 219H134V221H135ZM144 220V219H143ZM246 220V221H247ZM11 221V220H10ZM22 221V220H21ZM83 221V220H82ZM111 221V222H110ZM124 221H126V220H124ZM138 221V220H137ZM174 221V220H173ZM240 221V220H239ZM238 221V222H239ZM14 222V224H16ZM30 222V221H29ZM61 222H63V221H61ZM65 222H66V219H65ZM91 222V221H90ZM127 222H128V220H127ZM132 222V221H131ZM139 223L140 222H142V221H138ZM148 222V221H147ZM178 222V221H177ZM182 222V221H181ZM180 222V223H181ZM216 222V221H215ZM240 222H242V221H240ZM264 222V221H263ZM18 223H20L21 224V222H18L17 221V227H15L16 228V230H17V232L20 234V233H22V235H16V237H19V236H21L20 238L22 239V237H23V232H26V227H24L23 228V226H21L20 224V226H18ZM23 223V222H22ZM75 223H76V225H75ZM129 223V222H128ZM144 223V222H143ZM150 223V222H149ZM164 223V222H163ZM210 223H211V221H210ZM225 223V222H224ZM257 223V225H258V222H256ZM7 224V225H6ZM9 224H11V223H9ZM81 224V223H80ZM131 224V223H130ZM133 225H131V226H134V222L132 223ZM136 224V223H135ZM147 224V223H146ZM185 224V223H184ZM183 224V225H184ZM191 224V223H190ZM194 224H196V223H194ZM207 224H209V223H207ZM245 224V223H244ZM64 225V226H63ZM79 225V224H78ZM99 225V226H100ZM121 225H122V222H121ZM138 225V224H137ZM136 225V226H137ZM218 225L219 224H217V227H218ZM220 225H221V222H220ZM239 225V224H238ZM251 225V224H250ZM249 225V226H250ZM255 225V224H254ZM257 225H255L256 227H257ZM260 225H261V223H260ZM11 226H12V224H11ZM31 226V228L33 229L34 227H32ZM124 226V225H123ZM135 226V227H136ZM144 226V225H143ZM149 226V225H148ZM210 226V225H209ZM215 226V225H214ZM223 226H224V224H223ZM227 226V225H226ZM242 226V225H241ZM245 226V225H244ZM243 226V228L242 229H244V231H248L247 229L248 228H246V230H245V227H247V226H245L244 227ZM254 226V227H255ZM21 227V228H20ZM53 227H55L56 229H55V231L53 232L52 230H53ZM78 227V226H77ZM94 227V226H93ZM101 228H102V226H100ZM100 227H98V229L100 228ZM125 227V226H124ZM129 227V226H128ZM127 227V228H128ZM175 227H176V225H175ZM181 227V226H180ZM211 227H212V230H214V228H213V226L211 225ZM217 227H215V228H217ZM235 227V226H234ZM240 227V226H239ZM238 227V228H239ZM251 227H253L252 225H251ZM253 227V228H254ZM13 228V227H12ZM12 228H10V231H12L11 229ZM30 228V227H29ZM30 228V229H31ZM38 228H40V227H38ZM37 228V229H38ZM46 229V231H44L45 229ZM73 228V229H72ZM96 228V227H95ZM100 228V229H101ZM104 228H105V226H104ZM108 228V227H107ZM115 228H114V230H115ZM130 228V227H129ZM131 228H133V227H131ZM182 228H183V226H182ZM185 228V227H184ZM202 228V227H201ZM260 227L258 226V229H259ZM263 228V227H262ZM90 229V228H89ZM97 229V228H96ZM122 229V228H121ZM149 229V228H148ZM147 229V230H148ZM181 229V228H180ZM237 229V228H236ZM250 229V228H249ZM257 229V230H258ZM261 229V228H260ZM16 230H14L15 232H16ZM35 230V229H34ZM50 230L53 232V234H51L52 232H50ZM91 230H93V233H94V229H91ZM102 230V229H101ZM136 230H137V228H136ZM139 230V229H138ZM137 230V231H138ZM141 230V229H140ZM146 230V231H147ZM175 230H177V228H175L174 229V231ZM182 230V229H181ZM255 230H256V228H255ZM251 231V229L249 230V231H251L250 233H252V232H258L257 230L256 231ZM262 230V229H261ZM4 231V230H3ZM2 231V232H3ZM9 231V232H10ZM40 232H42V229H40L39 230ZM110 231V230H109ZM119 231V230H118ZM132 231V230H131ZM143 231V230H142ZM150 231V230H149ZM173 231V232H174ZM264 230H262V232H263ZM6 232H7V230H6ZM5 232V233H6ZM33 232V231H32ZM39 232V233H40ZM92 232V231H91ZM96 232V234H97V231H95ZM112 232V231H111ZM115 232H116V230H115ZM114 232V233H115ZM133 232H136V231H133ZM144 232V231H143ZM179 232H180V230H179ZM179 232H177V233H179ZM202 232V231H201ZM261 232V231H260ZM28 233V232H27ZM35 233V232H34ZM37 233V232H36ZM42 233V234H43ZM88 233H90V231L88 232ZM106 233V232H105ZM131 233V232H130ZM129 233V234H130ZM149 233V232H148ZM177 233H176V236H177ZM242 233V232H241ZM240 233V234H241ZM244 233V232H243ZM247 233V232H246ZM0 234H1V232H0ZM16 234V233H15ZM28 234H32L31 232L30 233H28ZM42 234H41V236H42ZM70 234V235H69ZM132 234V233H131ZM137 234H139V233H137ZM136 234V235H137ZM146 234H147V232H146ZM150 234H151V232H150ZM195 234H196V232H195ZM245 234V233H244ZM248 234V233H247ZM246 234V235H247ZM253 234V233H252ZM251 234V235H252ZM256 234V233H255ZM258 234H260V237L262 238L263 236H264V232L261 234V233H258ZM6 235H8L7 233H6ZM5 235V236H6ZM25 235H26V233H25ZM25 235H24V237H25ZM35 235V234H34ZM95 235V234H94ZM99 235V234H98ZM103 235V234H102ZM134 235V234H133ZM139 235H142V234H139ZM170 235V234H169ZM173 235H175V232H174V234ZM250 235V236H251ZM31 235H29V237H30ZM40 236V235H39ZM40 236V237H41ZM50 236V237H51ZM100 236V235H99ZM99 236H97V237H99ZM150 236V235H149ZM168 236V235H167ZM166 236V237H167ZM186 236V235H185ZM193 236V235H192ZM237 236H238V233H237ZM242 236V235H241ZM249 236V237H250ZM258 236V235H257ZM256 236V237H257ZM1 237V236H0ZM10 237V236H9ZM23 237V238H24ZM29 237H27V238H29ZM37 237V236H36ZM71 237V236H70ZM69 237V238H70ZM73 237H74V234H73ZM103 237V236H102ZM131 237V236H130ZM132 237H134V236H132ZM136 237V236H135ZM138 237V236H137ZM136 237V238H137ZM143 237V236H142ZM175 237V236H174ZM173 237V238H174ZM178 237V236H177ZM198 237V236H197ZM245 237V235H243V237L242 238H244ZM10 238H13V237H10ZM26 238V237H25ZM42 238V237H41ZM40 238V239H41ZM58 238V237H57ZM68 238V239H69ZM168 238H169V236H168ZM186 238H188V237H186ZM254 238H255V235H254ZM258 238H259V236H258ZM261 238H259L260 240H261ZM67 239V240H68ZM101 239V238H100ZM130 239V238H129ZM135 239V238H134ZM138 239V238H137ZM172 234H171V238L170 239H165L166 241H168V240H170L171 242H172ZM174 239H176V237L174 238ZM180 239V238H179ZM197 239V238H196ZM200 239V238H199ZM248 239H252L251 237L250 238H248ZM247 239V240H248ZM263 240H264V238H262ZM1 240V239H0ZM12 240V239H11ZM37 241L38 243L41 241V240H37V239H34V237H33V239H32V241H31V239H29V241L27 240V242L29 243V246H27L28 245V243H26L25 245L26 246H24V247H26V248H31V245H30V243L32 244V247H34L33 245V241ZM47 239H45V241H46ZM67 240L64 242V240H63V242L64 243H66L67 242ZM110 240V239H109ZM121 240V239H120ZM131 240V239H130ZM132 240H133V238H132ZM139 240V239H138ZM160 240V239H159ZM190 240V239H189ZM254 240H257V239H254ZM259 240V241H260ZM14 241V240H13ZM18 241V244L17 245H19L20 243H19V241L20 240H17ZM36 241H35V243H36ZM44 241V240H43ZM69 241H70V239H69ZM73 241V240H72ZM107 241H108V238H107ZM111 241H112V239H111ZM117 242L119 241V238H118V240H116ZM116 241H114V243H117ZM129 241V240H128ZM162 241H164V240H162ZM165 241V242H166ZM175 241H177V240H175ZM193 241H194V238H193ZM9 242V241H8ZM15 242V241H14ZM13 242V243H14ZM20 242H24V241H20ZM26 242V241H25ZM42 242V241H41ZM132 242V241H131ZM136 242H138V241H135V243ZM243 242H245V241H243ZM250 242H253V241H250ZM249 242V243H250ZM10 243V242H9ZM133 243V242H132ZM167 243H169V242H167ZM186 243V242H185ZM190 243V242H189ZM192 243V242H191ZM242 243V242H241ZM255 243V242H254ZM258 243V242H257ZM260 243H263V242H260ZM37 244V243H36ZM39 244H42V245H40L41 247H38V249L39 248H43L44 247V249L47 251V249H48V252H50L51 250L53 251V249H50V247H52L53 245H51L50 247H48L49 245L47 244V243H39ZM43 244L44 245H48V246H43ZM59 244H60V242L58 243V244H56L57 246H59ZM71 244V243H70ZM69 243L68 244H66L67 246L68 245H70ZM107 244V243H106ZM194 244V243H193ZM243 244H245V243H243ZM264 244V243H263ZM6 245V244H5ZM10 245H12V243H10ZM7 246L6 247V249H4V250H8V248L10 247H12V246ZM38 245V244H37ZM65 245V246H66ZM86 245H87V243H86ZM108 245V244H107ZM110 245V244H109ZM112 245V244H111ZM122 245V244H121ZM120 245V246H121ZM251 245V244H250ZM249 245V247H251ZM257 245H259V244H256V246ZM1 246V245H0ZM22 246V245H21ZM64 246V245H63ZM67 246L65 247V249L67 248ZM71 246V245H70ZM85 246V245H84ZM88 246V245H87ZM131 246H132V244H131ZM166 246V245H165ZM185 246V245H184ZM189 246H191V245H189ZM194 246V245H193ZM246 246V245H245ZM260 246V245H259ZM263 246V245H262ZM1 247H4V246H1ZM14 247H15V245H14ZM17 247V246H16ZM15 247V248H16ZM20 246H18V248H19ZM45 247H47V249L45 248ZM55 247V246H54ZM60 247H61V244H60ZM81 247V246H80ZM79 247V248H80ZM111 247V246H110ZM133 247H137V246H134L133 245ZM168 247V246H167ZM166 247V248H167ZM254 247H255V245H254ZM261 247V246H260ZM14 248V249H15ZM57 248V247H56ZM55 248V250H59V248L58 249H56ZM62 248V247H61ZM78 248V247H77ZM76 248V249H77ZM86 248V247H85ZM102 248V247H101ZM104 248V247H103ZM102 248V249H103ZM106 248V247H105ZM131 249H132V247H130ZM159 248V247H158ZM157 248V250H159ZM246 248H248V247H246ZM256 248V247H255ZM12 249H13V247H12ZM12 249H10V250H12ZM13 249V250H14ZM27 249V250H28ZM37 249V250H38ZM42 250L41 251V249H39L40 251H41V254L39 255L40 256V260L36 257V256H38V255H35V254H38L37 252L39 251H37V250H35V251H37V252H35V251H33V252H31V253H33V255H35V257H36V259L37 260H39V262H37V264H56L57 263V261H58V263L57 264H59V260L61 259H59L58 258V260H57V255L59 254L57 251H51L52 253H54V252H56L57 254L56 255H54V259L51 257V254H49L48 252V254L50 255V257L48 256V254L45 252V250ZM75 249V248H74ZM95 249V248H94ZM97 249H98V247H97ZM111 249H112V247H111ZM116 249V248H115ZM161 249V248H160ZM170 249V248H169ZM183 249V248H182ZM187 250H188V248H186ZM185 249V250H186ZM201 249H203V248H201ZM262 249V248H261ZM1 250V249H0ZM12 250V251H13ZM16 250H17V248H16ZM19 250V249H18ZM17 250V251H18ZM25 248H24V251H27ZM50 250V251H49ZM64 250V248L63 249H60V253H61V251L62 252H64L63 251ZM80 250H81V248H80ZM156 250V251H157ZM163 250V249H162ZM165 250V249H164ZM243 250H245V249H243ZM255 250V249H254ZM21 251H22V249H21ZM70 251H72V250H70ZM70 251H68V252H70ZM132 251V250H131ZM135 251V250H134ZM161 251V250H160ZM160 251H158L159 253H160ZM193 251H195V250H193ZM246 251V250H245ZM244 251V253H246ZM256 251V250H255ZM259 251H260V248H259ZM20 252V251H19ZM34 252H35V254H34ZM67 251L65 252V254L68 256V253ZM73 252V251H72ZM99 252V251H98ZM100 252H102V251H100ZM114 252V251H113ZM130 252V251H129ZM163 252V251H162ZM204 252V251H203ZM240 252V251H239ZM251 253V251H248L247 253ZM5 253H7V251H5ZM16 253V252H15ZM18 253V252H17ZM23 253V252H22ZM25 253V252H24ZM27 253H29L28 251H27ZM30 253V254H31ZM40 253V252H39ZM68 253V254H67ZM115 253V252H114ZM128 253V252H127ZM158 253V254H159ZM185 253V252H184ZM189 253V252H188ZM188 253H186V254H188ZM227 253V252H226ZM256 253V252H255ZM254 253V254H255ZM30 254H29V256H30ZM83 254V253H82ZM97 254V253H96ZM162 254V253H161ZM199 254V253H198ZM5 255H7V254H5ZM17 255V254H16ZM22 255V254H21ZM32 255V254H31ZM32 255V256H33ZM59 255H61V254H59ZM58 255V256H59ZM74 255H75V253H74ZM84 255H85V253H84ZM88 255H89V253H88ZM98 255H100V253L98 254ZM126 255V254H125ZM157 255V254H156ZM193 255H194V253H193ZM214 255V254H213ZM225 255V254H224ZM251 255V254H250ZM18 256V255H17ZM27 256V255H26ZM55 256H56V259H55ZM82 256V255H81ZM80 256V257H81ZM148 256V255H147ZM21 260H22V258L20 257V256H18ZM23 257H24V254H23ZM28 257V256H27ZM34 257V256H33ZM33 257H29V258H32L33 259ZM60 257H62V256H60ZM64 258H65V256H63ZM73 257V256H72ZM90 257H91V255H90ZM94 257H96V256H94ZM149 257V256H148ZM151 257H152V254H151ZM154 257V256H153ZM152 257V258H153ZM199 257V256H198ZM12 258V257H11ZM26 258V257H25ZM25 258H23V260L25 259ZM75 259H77L76 257H74ZM73 258V259H74ZM98 258V257H97ZM235 258V257H234ZM249 258V257H248ZM2 258H0V260H1ZM4 259H5V257H4ZM35 259V258H34ZM33 259V260H34ZM81 259H83L84 260V258H82L81 257ZM96 259V258H95ZM6 260V259H5ZM10 260H12V259H10ZM21 260H19L20 262H22ZM27 260H28V258H27ZM68 260H71V261H74V260H72V259H67V261L65 260L64 261V259H63V261H64V263H68ZM218 260V259H217ZM220 260V259H219ZM2 261V260H1ZM35 262H36V260H34ZM63 261H61L60 260V263L61 262H63ZM77 261V260H76ZM97 261H99V260H97ZM96 261V262H97ZM102 261V260H101ZM100 261V262H101ZM145 261H147V260H145ZM152 261V260H151ZM150 261V262H151ZM222 261V260H221ZM80 262V264H82L81 263V261H79ZM90 262V261H89ZM233 262H234V259H233ZM242 263H243V261H241ZM2 264H3V261L1 262ZM11 263H12V261H11ZM17 263H19V262H17ZM24 263H25V261H24ZM23 263V264H24ZM32 263H34L33 261L31 262V264ZM63 263V264H64ZM74 264V262H71V264ZM83 263H84V261H83ZM91 263V262H90ZM93 263V262H92ZM152 263H153V261H152ZM151 263V264H152ZM4 264H6V262L4 263ZM15 264V263H14ZM22 264V263H21ZM26 264V263H25ZM27 264H28V261H27ZM62 264V263H61ZM69 264H70V262H69ZM214 264V263H213ZM219 264V263H218ZM229 264V263H228ZM240 264V263H239Z\"/></svg>",
  "mask_w": 264,
  "mask_h": 264
},
{
  "label": "rangeland",
  "instance_id": "obj_2",
  "mask_svg": "<svg viewBox=\"0 0 264 264\" xmlns=\"http://www.w3.org/2000/svg\"><path fill=\"white\" fill-rule=\"evenodd\" d=\"M24 0H0V35L2 34V32L3 31H5V29L7 28V25H8V21L10 20V19H12L16 14H17V10H18V8H19V5H20V3L21 2H23ZM171 1V2H170ZM179 1V2H178ZM184 0H169V1H161V2H159V3H157V2H155L154 4H152V6H151V8L149 9V8H145V7H143L142 5H144L143 3H144V0H51L50 1V6H51V8H53L54 6V13H55V16H56V20L55 19H53V20H55V22H52V25L50 26L51 28H52V31H53V29H55V28H57L56 30H54L53 31V33H55L54 35L52 34V32L50 31V30H48V32L47 33H45L46 31H47V29H45V27H43V25L41 26L40 25V22H38V21H41V20H39V18H38V21L35 19H33L34 18V16H33V18H30V19H33V22L31 21V20H27L28 22H25L24 21V19L23 18H26V17H23L22 18V20L21 21H23V22H25L26 23V25L28 26H26V25H24L25 27H23V32H24V34H23V36H22V33L20 34V35H17V37H18V39L17 40H13V45H12V43H11V45H12V47L11 46H9L10 44H8L7 43V45H8V47H10V48H13V49H15V50H17L18 49V47L20 46L21 47V45L22 46H25L26 47V49L23 47V50L20 48V53L21 54H23L24 52H27V51H31V53H32V51H34L36 48H32V49H30L31 47H35L36 45H38L39 43H41V44H39L38 45V47L40 48V45H43L45 42H46V44H48V42L50 41L49 40V38L47 37L48 35H52L51 37H54V39L55 40H57V42H59L62 38L63 39H69V41L70 40H72V38H74L75 36H78L79 35V33H78V29L77 28H79V31H80V28L81 29H84L83 27H84V24L86 25V24H89V23H93L94 21L96 22V20L98 19L99 21H106V25L108 24L109 25V30H108V32L109 33H113V34H116V36H118V37H122L123 38V40L126 42H124L122 45H120L119 46V48H117L114 52H109V51H107L108 49H109V45H111V41L110 40H106L105 42H104V45L102 46V47H97V45L95 44V46L93 45V48L91 47L89 50H88V52L86 53V51H84V52H82V53H84V57H83V59H82V57H81V59H80V57H79V60H81V62L80 61H78V64H76L78 67H82V65H86V63L88 62V59L89 58H91V59H89V61H91L93 64H92V66L91 67H93V68H98L99 66H101L102 65V63H103V66H104V68L105 69H103L102 68V71H104V73H105V75H103L102 77H101V79H99L98 80V82H96L94 85H95V88H92L93 90L92 91H95V90H97V89H99L100 90V88H102L101 86H103V84H106L105 82H107V80H108V78H109V75L107 74V71H108V69H109V67H110V63H112V62H116V66H120V65H123L124 63H125V60H127L128 61V57L127 56H131V59H130V61L133 63H131V65H133V67L134 66H136V68H138L137 70L138 71H136V76H135V85H137V86H141V84H142V86L143 85H145V84H147V82H151L152 84H151V86H150V90L152 91V92H158V91H161L162 92V89H163V93L161 94V100L163 99L164 100V105H165V109H164V112H163V116H162V118H163V120H162V125H161V129L159 128L158 130H157V134H156V132L154 133V141H153V144L152 145H150V143H148V144H146V142L143 140V139H140L141 141H139V139H137L138 141H134V140H130L131 142H129L128 141V143H127V145H126V147L127 148H125V152L123 153V155L121 156V157H123V162L122 163H124L125 165H120V163L121 162H119L118 164L119 165H117V166H122L123 167V170H121L122 168L121 167H117V169H119V170H121V172L122 173H124V171L125 170H127L126 168H128V170L127 171H125V173L127 172V174H123V176H120V174H121V172H119L118 173V175H116V173H114V175H113V177L114 178H112V179H115V178H117L116 176H119V177H122V180H121V182H120V185H118L117 184V182L120 180V179H115V180H117V181H115V180H113V181H115V185L117 184V186H121V185H124L125 184V182H126V180L128 179V178H131L132 179V177H130L129 175L131 174V172H130V170H129V167L131 166H129L127 163H128V161H129V164H132L133 165V163L134 164H136V163H141V169L139 170V172H138V176H136L137 178H141V179H144L145 177H146V179H147V181L149 182L150 181V183H148V185H149V188L151 187V189H150V194H149V197L148 198H150V200L147 198V200H145L144 199V201L145 202H150L149 203V205L148 206H146L148 203H146L145 204V202L143 201V198L141 197V199H140V197H139V201L141 200V202H139L138 200H137V197L135 198L134 197V195L133 194H130V192H128L127 191V193H122V192H118L116 189H118V190H120V187H115L114 185H113V183L111 184V186L114 188V190H113V188L111 187V186H109L110 188H112V190L110 191V190H108V189H105V188H107L108 187V185H110V183L111 182H113L112 180H111V182L110 181H108V177H107V174H106V176H105V174H102L101 175V178H98L96 181H94L95 179L93 178V176L91 177V178H93L92 179V181L89 179V177L87 178V179H84L85 177H86V175L84 176V177H82L81 178V182H85V180H86V182L87 183H85L84 185H81V183L75 188V189H73L74 191H76L75 192V194H74V191H70V194H73V197H75V196H77V197H79V204H82V202L83 203H86L85 205L84 204H82L84 207L89 203V200H91V198L93 199L92 201H90V203H91V205H92V207H91V205L90 204H88L87 205V207H86V209L85 208H83V206H80L81 207V209H84V210H80V212L83 214V212H84V217H83V215L82 214H80V212H79V216H77V214L75 213V212H73L74 210H71V209H73V208H75V207H73L72 206V208L66 213V214H64V216L63 217H65V216H67L68 217V219H67V217L66 218H63L64 220H60L59 222L60 223H63V224H65V225H67L68 226V224H67V222L69 223L71 220H69V219H71L69 216H74L75 214V216L76 217H80L79 218V220H78V224H77V226H73L74 228H75V230H72L73 232H71V233H73L74 234V237H73V234L72 235H70V236H68V238L70 239V241H69V239L68 238H66V240H67V242L66 243H64L66 240L65 239H63L64 240V242H63V240H62V238H65V237H59V236H57V237H54V239H56L55 240V242H57V241H59L60 242V244H61V247H60V244H59V246H57L56 244H58L59 242H57V243H55V245H53V244H51V243H48V242H50L51 240V242L52 243H54V240H53V236H49L48 234H47V236H45V234L43 233V226H40V224L39 223H35V225L34 226H32V227H34L33 229L31 228V226H30V224H31V222H32V214H33V212L32 211H36L35 210V208H37L38 207V205L39 206H41V202H40V200L38 201L37 199H40V198H38V197H40L41 196V194H42V190H43V188L44 189H46L45 187L46 186H48L47 185V183H51V181L49 182V180H50V178H52L53 176V174L52 173H49V175L50 174H52L50 177H49V175H48V173H45L46 174V176H45V174L44 173H42V171H45L46 169H44L43 167V165L45 164V163H42L41 164V173L42 174H44V176H41V178H42V180H44V183H42L43 181H41V178L40 179H38V180H40L41 182H39L38 180H36L35 182H34V184L33 183H31V184H33L34 185V187L36 188H34V187H31V184L29 185V187H30V189L31 190H33V188H34V191L33 192H35V194L33 193V194H31V195H34V196H32V197H34L33 199L35 200L36 198V200L37 201H35L34 203H33V201L31 200V196L29 197V199H28V203L26 202L25 204H24V208H22L21 207V210L20 211H22V213H24V212H26V213H24V215H25V217H24V215L22 214V213H20V214H18L19 216H20V219L19 220H16V217H14L13 216V218H12V216H11V218H9L8 220V228L5 226L4 227V229H2V231H0L1 232V234H0V245L1 246H4V247H1L0 246V258H2L1 260L3 261V264L6 262V264H23L24 263V261H25V263L27 264V261H28V264H31V262L33 261L34 263H32V264H37V262H39V260H40V254H41V251L44 249V247L43 248H39V249H41V251L38 249V247H41L40 245H42V244H39V243H47L46 245H44L43 244V246H48V247H50L51 245H53L52 247H50V249H53V251H57L59 254H61V255H57V260H58V258L61 260V261H63V259H64V261L66 260L67 261V259H72V260H74V261H71V260H68V263L66 262V263H64V261L63 262H61L62 264L64 263V264H69V262H70V264H71V262H74V264H80V262L79 261H81V263L82 264H151L152 263V261H153V263L152 264H264V240L262 239V238H264V236L261 238L260 237V234H258V233H263L262 232V230H264V220H260V221H256V222H258V225H257V223L256 222H254V224L255 225H257V227L253 224V223H251L250 222V224L254 227H251V225L249 226H247V224L249 223V221L247 220V219H245L244 218V220H243V217L242 218H240L239 220L240 221H242V222H240L239 220V222L237 221L235 224L236 225H234L233 224V226H230L229 225V223H226V221L228 220L227 219V217H226V214L225 213H219L216 209V202L218 201V199L220 198V195H221V192H220V190L219 189H217V190H215L214 189V191H208V186L212 183L211 181L212 180H209L208 178L206 179H203V180H201V181H199V182H197L196 184H194L195 185V187L193 186V185H191L192 183H190L189 185H191L194 189H189V192L192 194L193 193V196H194V194H195V197L193 198V199H191V200H188V201H183L182 203H181V205H180V208L179 209H181V210H183L184 209V211L183 212H185V214H181L180 213V210H179V216L177 215V212L175 213L171 208H172V203H173V201H171L170 200V198H169V203H168V201H166V199H165V203L164 202H162V197H161V195L162 194H164V191H165V189H167V182H166V180H163V183H162V181H161V183L162 184H160L159 182V180H160V178L162 177V174H163V172H165L166 173V170H167V168H168V166L166 165V162H164V159H162L163 157L161 156V158H160V156L158 155V153L156 152L157 151V146H159L160 145V143H161V141L164 139V136L165 135H167V134H172V133H174L177 129H183L182 131L183 132H186L187 130L189 131V130H193L192 132L194 133H192V136H195L196 138H194V139H196L197 140V142H196V148H202L201 146H204L205 148H206V146H205V141H201L202 140V137L200 138V136L199 135H201L202 134V130H203V128H201V127H203V126H205L206 125V123L210 120V118H211V116L210 115H213V112L215 113V112H217V113H220V112H222L224 115H225V113H226V115H227V112H226V107H228V106H230V105H234L235 103L238 105H236L238 108H237V113H235V119H236V121H237V124H238V126H240V127H238V132H239V134L237 133V137L235 138V140H234V143H233V153H234V155L238 158V159H242V158H244L245 160H249V159H251V158H253L254 157V155H262V156H264V143H262V142H264V138L262 139V141H259L258 142V145H257V147L255 146L256 144H257V142H255V134L257 133V131L260 129V127L261 126H263L264 125V123H263V118L262 117H260V120H259V117L257 118V119H255L256 118V113L258 112L257 110H259L261 107V105L263 104L262 103V101L260 100V99H258V97L260 96L259 94H261V91H262V88L260 87H258V85H260V82H261V78H262V75L261 74H263V72L262 73H260V74H257L256 75V78H255V81H253L252 82V84H253V86H252V84L251 83H248L247 81H244L243 79H245L244 77H246L245 76V72L248 74V73H250V72H252L253 70L252 69H254L255 68V65H260L261 63H262V65H263V63H264V25H263V23H264V0H253L254 2H258L259 3V7H257V9L255 10V13H253L254 14V16L252 17V28H251V36H250V38H249V40H250V42H249V40L247 41V45L244 43V42H241L242 41V39L240 40L238 37L235 39V43L233 42V44L231 43L230 45L229 44H226L225 42L223 43V41H224V32H222V30H223V28L222 27H224L225 25V27H227V26H229V25H231V23H233V17H234V14L236 13V12H238V11H236V9L238 8L239 9V11H240V7H233V1L234 0H223L224 2H223V10H222V16L224 15V18H223V21L222 22H220V24L221 23H223V24H225V25H223V26H221L220 24H219V26L218 25H216V26H218V27H221V30H220V28H218V27H215V24L213 25V21H212V19H210V20H208V22L206 23V29H208L207 27L209 26V29L208 30H211V31H205V34H204V38H200V39H202V40H200V39H198L197 38V35H192V37L190 36V38H189V40H188V38H187V41H185L184 42V40L183 41H181L182 39H181V36H179V38L181 39H179L181 42H180V45H182L183 44V46H184V44H186L185 45V47H181V49H183V51L180 49V47H178L179 45H175V42L176 41H179L178 40V36H175V39H171V41H170V37L168 36V35H171V34H173V33H171V32H173V25L172 24H170V26L168 27V26H163L162 25V22L161 21H163L164 20V18L166 17L165 15H167L168 13H169V11L171 10V7L174 5V4H176V3H180V2H183ZM208 1H210V3H214V1L212 2L211 0H208ZM207 1V4H209V2ZM215 1H217V0H215ZM219 1V0H218ZM217 1V2H218ZM228 3H227V2ZM263 1V2H262ZM141 2V3H140ZM169 2V3H168ZM204 2V1H203ZM203 2H201L202 4H199V6L201 5V7L203 6V7H205L206 5H204V4H206V2L205 3H203ZM216 2V3H217ZM220 2V1H219ZM227 4H226V3ZM137 3V4H136ZM172 3H174V4H172ZM170 4H171V7H170ZM219 3H217V4H211V5H218ZM231 6H230V5ZM167 5V6H166ZM210 5V4H209ZM209 5H207V7L209 6ZM226 5V6H225ZM53 6V7H52ZM228 6H230V7H228ZM211 7L212 6H210V8H209V10H208V8H204L205 10H208V12L210 13V11H211ZM215 7V6H214ZM213 7V8H214ZM145 8V9H144ZM188 7H186L185 6V8L183 7L182 8V10L180 11V13L182 14V12L183 11H185V12H183V16L182 15H180L181 17H184V24H185V26L184 27H187V28H185L186 29V32H187V34L191 31V29L190 28H192V30H194V29H196V25H199L200 24V22H199V20H201L200 19V17H201V15H198L199 13V11L197 12V13H194V11L193 12H191V13H189L188 12V10L189 9H187ZM212 8V9H213ZM232 8H234V9H232ZM261 8V9H260ZM25 9V8H24ZM203 9V8H202ZM202 9H200V12H201V10ZM203 9V10H204ZM150 10V11H149ZM154 10V11H153ZM156 10V11H155ZM198 10V9H197ZM196 10V11H197ZM202 10V11H203ZM260 10V11H259ZM154 12H156V13H154ZM158 12V13H157ZM160 12V13H159ZM27 13V11H21V12H19V14L18 15H20V16H25V14ZM33 13V15H34V12H31V14ZM35 13H37V12H35ZM60 13V14H59ZM149 13H150V15H149ZM192 13H194V14H192ZM202 13H204V12H202ZM234 13V14H233ZM157 14H158V16H157ZM192 14V15H191ZM29 16H31L30 14H28ZM36 15V14H35ZM262 15V16H261ZM89 16H90V18H89ZM99 16V17H98ZM197 16V17H196ZM256 16V17H255ZM93 17V18H92ZM101 17V18H100ZM229 17V18H228ZM60 18V19H59ZM75 20H77V21H80V22H77V23H80L81 24V21H83L84 22V24H83V22H82V24L79 26V24H74V25H72L73 23V21H74V19ZM82 19V20H80V19ZM202 18V17H201ZM27 19H29L28 17H27ZM70 19V20H69ZM91 19H92V21L93 22H91ZM151 19V20H150ZM157 19V20H156ZM221 19H222V17H221ZM255 19V20H254ZM26 20V19H25ZM52 20V21H53ZM66 20V21H65ZM69 20V21H68ZM228 20V21H227ZM260 20V21H259ZM34 21H37V22H34ZM60 21V22H59ZM65 21V22H64ZM262 21V22H261ZM24 23V24H25ZM55 23V24H54ZM58 23V24H57ZM72 23V24H71ZM199 23V24H198ZM227 23V24H226ZM32 26H31V25ZM196 24V25H195ZM210 24V25H209ZM263 26H262V25ZM23 25V24H22ZM67 25V26H66ZM75 25H76V27H75ZM135 25V26H134ZM157 25V26H156ZM194 25H195V27H194ZM54 26H55V28H54ZM69 26H71V28L69 27ZM129 26H131V28L134 26V28L133 29H131L129 32L128 31H126L127 30V28L129 27ZM159 26V27H158ZM41 27H42V29H41ZM60 27V28H59ZM67 27V28H66ZM111 27V28H110ZM124 27V28H123ZM126 27V28H125ZM158 27V28H157ZM161 27V28H160ZM194 27V28H193ZM24 28L26 29V30H24ZM32 28V29H31ZM33 28H36V30L35 29H33ZM47 28V27H46ZM136 28V29H135ZM166 30H165V29ZM169 29V31L171 30V32H170V34H169V31H168V29ZM217 28V29H216ZM33 30V31H31V30ZM39 29H41V30H39ZM45 29V30H44ZM50 29V28H49ZM113 29V30H112ZM156 29H158V30H156ZM214 29V30H213ZM67 30V31H66ZM75 30V31H74ZM77 30V31H76ZM153 32H152V31ZM189 30V31H188ZM212 30H213V32H212ZM216 30V31H215ZM27 31V32H26ZM39 33H38V32ZM72 31V32H71ZM73 31H74V33H73ZM82 31V30H81ZM80 31V32H81ZM224 31V30H223ZM26 32V33H25ZM83 32V31H82ZM81 32V33H82ZM116 32V33H115ZM118 32V33H117ZM120 32V33H119ZM128 32V33H127ZM210 32V33H209ZM217 32V33H216ZM219 32V33H218ZM221 32H222V34H221ZM49 33H51V34H49ZM71 33H73V34H71ZM78 33V34H77ZM111 33V34H112ZM46 36V38L44 37L43 38V36ZM48 34V35H47ZM65 34L67 35L66 37H65ZM76 34V35H75ZM207 34V35H206ZM209 34H211V35H209ZM24 35H28V36H24ZM39 35H40V37H39ZM214 35H216V37L214 36ZM19 36H21V37H19ZM33 36V37H32ZM49 36V37H50ZM72 36V37H71ZM172 36V35H171ZM189 36V35H188ZM194 36V37H193ZM209 36V37H208ZM50 37V38H51ZM70 37V38H69ZM84 37V36H83ZM83 37L81 38V42H83ZM129 37V38H128ZM207 39H206V38ZM241 37V36H240ZM38 38H40V39H38ZM196 38V39H195ZM211 38V39H210ZM218 38V39H217ZM220 38V39H219ZM223 38V39H222ZM24 39V41H22ZM37 41H36V40ZM47 40V41H45V40ZM54 39H51L52 41L51 42H49V43H54L55 42V40ZM127 39V40H126ZM132 39V40H131ZM165 39H167L168 40V42H167V40H165ZM210 39V40H209ZM263 39V40H262ZM41 40H43V41H41ZM54 40V41H53ZM65 40H62V43L65 41ZM129 40V41H128ZM144 40V41H143ZM176 40V41H175ZM194 40V41H193ZM196 40H200V41H203V42H201V46L199 47L200 48V50H199V55H200V58H199V61L198 60H195V62H189V63H185L184 65H183V67H186V68H183L182 67V70L183 71H185V75L187 74L189 77H190V75H191V79H193V80H191V79H189V81L191 82V85H189L190 86V88H189V86H187L190 90H189V94H187L186 93V91L185 90H183L184 88L181 86V87H179L181 84H179V83H181L180 81L181 80H179V79H181V77L179 78V75L178 74H176V72H178V70H179V66H181L180 64H181V62H179L178 60L180 59V57H182V53L183 52H185L186 51V49L188 50V49H190V47H192L196 42ZM212 40V41H211ZM221 40H223V41H221ZM239 40V41H238ZM14 41H15V43H14ZM109 41V42H108ZM189 41V42H188ZM199 41V42H200ZM209 41H211V42H209ZM143 42V43H142ZM146 42H147V44H146ZM149 42V43H148ZM152 42V43H151ZM161 42V45L160 44H158V43H160ZM172 42V43H171ZM184 42V43H183ZM187 42V43H186ZM193 42V43H192ZM52 43V44H53ZM128 43V44H127ZM145 43V44H144ZM163 43H165V44H163ZM179 43V42H178ZM208 43V44H207ZM239 43V44H238ZM241 43V44H240ZM16 44V45H15ZM34 44V45H33ZM80 44V43H79ZM79 44H78V51H77V47L75 48L76 50H74V52L76 53V52H78L79 54L81 53V51L82 50H80L79 49V47L81 48L82 46H83V43H81L82 44V46H79ZM152 44V45H151ZM154 44V45H153ZM169 44H171V45H169ZM173 44V45H172ZM177 44V43H176ZM211 44V45H210ZM238 44V46L237 47H235L236 45ZM244 44V45H243ZM6 45V44H5ZM49 45V44H48ZM48 45H46V46H48ZM146 45V46H145ZM150 45V46H149ZM157 45H158V47H157ZM160 45V46H159ZM164 45V46H163ZM166 45V46H165ZM228 45L231 47H228ZM256 47H255V46ZM259 45V46H258ZM46 46H41V47H46ZM126 46V47H125ZM172 46V47H171ZM175 46H177V47H175ZM190 46V47H189ZM232 46H233V48H232ZM263 48H262V47ZM8 47H5V48H8ZM29 47V48H28ZM37 47V46H36ZM97 47V48H96ZM163 47V48H162ZM174 47V48H173ZM188 47V48H187ZM213 47V48H212ZM240 47V48H239ZM2 48H4V47H2ZM5 48L2 50V53H5ZM10 48H8V50H6L7 52H9L10 51ZM83 48V47H82ZM102 48V52L101 51H99L100 49ZM162 48V49H161ZM177 48H179L180 49V52L178 51V53H180V54H178V55H175V52L177 53ZM223 48H225L224 50H223ZM230 48V49H229ZM237 48H239V49H237ZM254 48V49H253ZM258 48H260V49H258ZM13 49H11L12 51H10L12 54H13ZM27 49H29V50H27ZM97 49H99V50H97ZM148 49H150V50H148ZM159 49V50H158ZM178 49V50H179ZM227 49V50H226ZM237 51H236V50ZM262 49H263V51H262ZM15 50H14V52H15ZM25 50V51H24ZM97 50V51H96ZM122 50V51H121ZM161 50V51H160ZM185 50V51H184ZM212 51L211 52V54H210V51ZM229 50H230V52H229ZM233 50H235V52H233ZM17 51H19V49L17 50ZM80 51V52H79ZM104 51V52H103ZM215 51V52H214ZM222 51H223V53H222ZM261 51V52H260ZM6 52V53H7ZM123 52V53H122ZM232 52V53H231ZM255 52V53H254ZM2 53H1V55H2ZM19 53V54H20ZM31 53H29L28 52V54H29V56H30V54ZM134 53V54H133ZM225 53V54H224ZM231 53V55H229ZM258 53H262V54H258ZM12 54H7V56H6V58H5V56L3 57V60H2V57H0L1 58V64L3 65V66H5V67H3L1 64H0V76L2 75V73L4 72L2 69H6L7 68V65L6 64H9V61L11 60V57H12ZM26 53H24L23 55H20L21 57L22 56H26L25 58L27 59V58H29V56L26 54ZM77 54V53H76ZM132 54V55H131ZM173 54V55H172ZM182 54V55H181ZM213 54H214V56L216 55H218V58H220L221 60H220V63H219V68H218V71L217 72H219V73H217V76L216 77H214V79L212 80L211 78H207V76L208 77H210V67L208 68V66H210L211 65V67H212V64H213V62H211V60L212 61H214L213 60ZM236 54V55H235ZM82 55V54H81ZM91 55H93V56H91ZM123 55V56H122ZM126 57H125V56ZM134 55V56H133ZM181 55V56H180ZM211 55V56H210ZM229 55V56H228ZM234 55V56H233ZM250 55H252V56H250ZM9 56V57H8ZM28 56V57H27ZM95 56V57H94ZM106 56V57H105ZM109 56V57H108ZM123 58H122V57ZM176 56L179 58H176ZM210 56V57H209ZM215 56V57H216ZM248 56V57H247ZM259 56V58H257ZM103 58V59H101V58ZM204 58V59H202V58ZM206 57V58H205ZM237 57V58H236ZM246 57V58H245ZM10 58V59H9ZM22 58H24V57H22ZM24 58V59H25ZM134 58V59H133ZM174 58V59H173ZM210 58H211V60H210ZM233 58V59H232ZM251 58V59H250ZM98 59V60H97ZM99 59H100V61H99ZM166 59H168V60H166ZM178 59V60H177ZM253 59H255V60H253ZM259 59V62L257 63V61L256 60H258ZM6 62H5V61ZM30 60V59H29ZM34 60V59H33ZM33 60L31 59L28 63H27V65L29 66V68L31 69L32 68V66H33V64H31V63H33ZM83 60V61H82ZM87 60V61H86ZM120 60V61H119ZM203 60V61H202ZM229 60V61H228ZM238 60V61H237ZM247 60V61H246ZM263 60V61H262ZM103 61V62H102ZM168 61H170V63H171V65H170V63L168 62ZM181 61V60H180ZM208 61V62H207ZM255 62V64H254V62ZM262 61V62H261ZM55 62H56V60H55ZM54 62V63H55ZM85 62V63H84ZM91 62H90V65H91ZM173 62V63H172ZM209 63V65H207V63ZM237 62H238V64H237ZM241 62V63H240ZM6 63V64H5ZM83 63V64H82ZM99 63H101V64H99ZM166 63H168V69H167V67H166ZM180 63V64H179ZM243 63V64H242ZM31 64V65H30ZM57 64V63H56ZM79 64H81V65H79ZM108 65V66H106V65ZM135 64V65H134ZM137 64V65H136ZM165 66H164V65ZM187 64H189V65H187ZM250 64V65H249ZM252 64V65H251ZM27 65H25V67H27ZM94 65V66H93ZM204 65L206 66V67H204ZM228 65V66H227ZM247 65H249L248 67L249 68H247ZM261 65V67L263 68V66ZM31 66V67H30ZM102 66V67H103ZM138 66V67H137ZM169 66H171V70L169 69ZM188 66V67H187ZM200 66H201V68H200ZM251 66H254V67H252V68H250ZM164 67H165V69H164ZM191 67V68H190ZM204 67V68H203ZM224 67V68H223ZM235 67V68H234ZM238 67V68H237ZM107 68V69H106ZM142 68V69H141ZM189 68V69H188ZM207 68V69H206ZM241 68V69H240ZM26 69V70H25ZM24 69V71H27V72H29V70H28V68H25ZM140 69V70H139ZM155 69V70H154ZM177 69V70H176ZM186 69V70H185ZM191 69V70H190ZM196 69V70H195ZM206 69V70H205ZM235 69H238L237 71L235 70ZM244 69V70H243ZM174 70H176V71H174ZM207 70H209L208 72H207ZM226 70V71H225ZM229 70H231V71H229ZM235 70V71H234ZM249 70H252V71H250V72H248ZM263 70H264V68H263ZM24 71H22L23 73H24ZM90 71V70H89ZM89 71H88V73H89ZM140 71V72H139ZM168 71V72H167ZM172 71H174L173 72V74H172ZM187 71V72H186ZM200 71H202V72H200ZM204 71V72H203ZM207 73H206V72ZM222 71V72H221ZM228 71H229V74H228ZM158 72V73H157ZM166 72V73H165ZM198 72H199V75H198ZM230 72H231V76H229V77H231L232 78V76H233V80H234V83H235V87H237L235 90H234V94H233V92L232 93H230L229 95H227V94H224L223 92H224V90L226 91L227 90V87H228V85H227V83L225 82V80H222V79H220V78H226L228 75H230ZM242 72V73H241ZM23 73H21V77H23L22 75H23ZM88 73L86 72V74L88 75ZM103 73V74H104ZM109 73V72H108ZM184 73V72H183ZM205 73V74H204ZM209 73V74H208ZM25 74H26V72H25ZM25 74H24V76H25ZM86 74H85V76L83 77V80H84V82H86V80H87V76H86ZM138 74V75H137ZM194 74V75H193ZM196 74V75H195ZM218 74H219V77H218ZM228 74V75H227ZM242 74V75H241ZM177 75V76H176ZM186 75V76H187ZM222 75V76H221ZM235 75H237L238 77H235ZM243 75H244V77H243ZM32 76V75H31ZM30 76V77H31ZM138 76V77H137ZM195 76V77H194ZM197 76V77H196ZM199 76V77H198ZM194 77V78H193ZM34 78V76H32V79ZM137 78V79H136ZM202 78V79H201ZM218 78V79H217ZM31 79V80H32ZM211 81H210V80ZM242 79V80H241ZM29 80H30V78H29ZM83 80H82V82H83ZM106 80V81H105ZM207 80V81H206ZM257 81V82H256ZM6 82H8V84H9V81H6ZM6 82H4L5 83V87H7L8 89H6L5 87L3 88V87H1L0 89L1 90H3V92L2 91H0V95H2L3 93H4V95H2V97L0 98V102H1V99L2 100H4L5 99V97L4 96H7V93L9 94L8 96L10 97V93H11V89H9V87L11 86L10 84H9V86H7L8 84L6 83ZM206 82H208V83H206ZM211 83V85H210V83ZM241 82V83H240ZM4 83L3 84H1L2 86H4ZM215 83V84H214ZM257 83V84H256ZM188 84H190V83H188ZM187 84V85H188ZM209 84V85H208ZM0 85V86H1ZM179 85V86H178ZM217 85V86H216ZM225 85H227V86H225ZM192 86V87H191ZM225 86V87H224ZM256 86V87H255ZM94 87V86H93ZM97 87V88H96ZM100 87V88H99ZM152 87V88H151ZM164 87V88H163ZM3 88V89H2ZM10 88H12V87H10ZM162 88V89H161ZM191 88H192V92H191ZM179 89L182 91L183 90V93L181 92V91H179ZM185 89H187V88H185ZM255 89V90H254ZM5 90H8V91H5ZM9 90H11V91H9ZM212 90V91H211ZM257 90V91H256ZM259 90V91H258ZM188 91V90H187ZM187 94V95H185V93ZM238 92V93H237ZM6 93V94H5ZM91 93V92H90ZM180 93V94H179ZM191 93H192V96H191ZM213 93V94H212ZM220 93V94H219ZM226 93V92H225ZM259 93V94H258ZM184 94V95H183ZM194 94V95H193ZM219 94V96H217ZM237 94H238V96H237ZM163 95V96H162ZM189 95V96H188ZM222 95V96H221ZM243 95H245V96H243ZM82 96V97H81ZM80 97H79V100L77 99V101L79 102H74L73 103V106H71V107H69V110L67 109V111L66 112H62L61 114L59 113V117L57 116L58 115V113H55L56 114V117H55V114H54V116L52 115L53 114V112H51L52 114H50V116L48 115V112H47V115L49 116V117H51V116H53V117H51L50 119L47 117V115H46V118H45V120L47 121V122H45L46 123V126H47V131H46V134L47 133H49V134H47V135H50V133H53V130L55 129H57L58 128V126H60V125H62V124H64L68 119H70V117H72V114L74 113V110L76 109L74 106H78L79 104H80V106H81V104L82 103H84V101L87 99V96L88 95H81ZM241 96V97H240ZM3 97H4V99H3ZM164 97V98H163ZM196 97V98H195ZM198 97H200V98H198ZM221 98V104L220 103H218V105L216 104V99L217 98ZM224 97V99H222ZM237 97V98H236ZM195 98V99H194ZM214 98V99H213ZM238 101H236L235 99ZM255 98V99H254ZM229 99H230V101H229ZM257 100V101H255V103H254V105L255 106H253V108L251 109V108H249V109H246V110H242L241 108H240V103H243L244 101H246V100ZM6 100H7V98H6ZM191 100H193V101H191ZM195 100V101H194ZM215 100V101H214ZM222 100H224V102H222ZM5 101V100H4ZM227 101H228V103H227ZM82 102V103H81ZM210 103V104H209ZM224 103V104H223ZM225 103H226V105H225ZM186 105V106H185ZM217 107H216V106ZM80 106H78L79 108H80ZM209 106H211V108L209 107ZM212 106H213V108H214V110H213V108H212ZM77 107V108H78ZM219 107V108H218ZM260 107V108H259ZM71 108V109H70ZM78 108V109H79ZM225 108V109H224ZM257 108V109H256ZM259 108V109H258ZM74 109V110H73ZM186 109H188L187 111H186ZM216 109V110H215ZM239 109H241V110H239ZM254 109V110H253ZM192 110V111H191ZM210 110V111H209ZM218 110V111H217ZM252 110V111H251ZM76 111V110H75ZM213 111V112H212ZM244 111H246V112H248V113H246L245 114V112ZM256 111V112H255ZM24 112V113H23ZM73 112V113H72ZM225 112V113H224ZM19 113V115H17ZM20 113H21V115H20ZM26 112H25V110L23 109V110H21V112H17V116H21V117H23L24 116V114H25ZM209 113V114H208ZM210 113H212V114H210ZM242 114L243 116H245V118H243V116L242 115H240V114ZM64 116H63V115ZM67 115V116H66ZM71 115V116H70ZM225 115V116H226ZM247 115V116H246ZM62 116V117H61ZM197 116H199V118L197 117ZM203 116V117H202ZM210 116V117H209ZM240 116V117H239ZM249 116H250V119H249ZM68 117V118H67ZM110 117H113V116H110ZM206 117V118H205ZM247 117V118H246ZM20 118V117H19ZM252 118H253V120H252ZM262 118V119H261ZM54 119V120H53ZM57 119V120H56ZM66 119V120H65ZM245 119V120H244ZM55 120H56V122H55ZM109 120H111V118L109 119ZM113 120V119H112ZM243 120V121H242ZM186 121V122H185ZM196 121V122H195ZM199 121V122H198ZM206 121V122H205ZM255 121V122H254ZM257 121V122H256ZM205 122V123H204ZM240 122V123H239ZM254 122V123H253ZM260 122V123H259ZM45 123H44V125H45ZM50 123V124H49ZM53 123V124H52ZM185 123V124H184ZM203 125H201V124ZM252 123H253V125H252ZM166 124V125H165ZM194 124V125H193ZM240 124V125H239ZM263 124V125H262ZM56 125V126H55ZM184 125V126H183ZM197 125V126H196ZM242 125V126H241ZM244 125V126H243ZM256 125V126H255ZM53 126V127H52ZM166 126V127H165ZM246 126V127H245ZM49 127V128H48ZM242 127V128H241ZM253 127V128H252ZM255 127V128H254ZM51 128V129H50ZM201 128V129H200ZM165 129V130H164ZM187 129V130H186ZM258 129V130H257ZM245 131V133L247 134H245L244 133V131ZM248 132H247V131ZM251 130V131H250ZM52 131V132H51ZM195 131V132H194ZM159 132V133H158ZM201 132V133H200ZM200 133V134H199ZM244 133V134H243ZM40 134V133H39ZM39 134H37V135H39ZM42 135L44 134V136H42V135H40V136H38V138L39 137H45V132L44 133H41ZM106 134V133H105ZM121 134H124V132L122 131V133ZM196 134V135H195ZM243 134V135H242ZM37 135H36V139H34V142H35V140H37ZM107 135V134H106ZM105 135V136H106ZM104 134L102 135V137H100V140H99V143L97 142V146H99V148L100 147H102L101 148V151H102V149L104 148V147H106V145H105V140H103V142H102V140H101V138L102 139H105L106 137L104 136ZM157 136V137H156ZM197 136L199 137V138H197ZM243 136V137H242ZM40 138V139H43V138ZM253 138V139H252ZM243 139V140H242ZM246 140V141H245ZM38 141V142H37ZM36 141V143H39L40 141H39V139ZM143 141L145 142V143H143ZM245 141V142H244ZM132 142H134V144L132 143ZM204 142V143H203ZM252 142H254L255 143V145H254V143H252ZM24 143V142H23ZM23 143H22V145H23ZM101 143H103V144H101ZM242 143V144H241ZM28 145L27 147H25V148H28L30 145L29 144H27V143H24V145ZM145 144L146 145H149L150 147H148V146H145ZM259 144H261V145H259ZM10 145H12V146H14V143H9V144H7V146L4 148V150L2 149V150H0L1 152H0V160H2V158H4L3 157V155H4V153H6V151H7V153L9 152V150H10V148L12 147V146H10ZM35 145V144H34ZM129 145V146H128ZM130 145H132L133 147H131ZM207 145V144H206ZM251 145V146H250ZM104 146V147H103ZM254 146V147H253ZM259 146V147H258ZM10 147V148H9ZM33 146H30L28 149H24V150H22V149H20V153L21 154H19V155H17L16 157H18L19 156V159H17V161H16V159L14 160L16 163L14 164V163H12V161H11V165H17L16 167L14 166V168H13V166H11L14 170H12V168L10 167V169H9V167L7 168V170H6V167L5 168H3L2 170H1V172H0V185L1 186H3V184H4V189L6 190H8V188H6L5 187V184L6 183H8V184H6V185H10V184H12V185H10V187L11 186H13L14 184H17L16 183V178L14 177V176H17L18 174V166H19V163L21 162V160H24L25 161V159L24 158H28L29 157V159L27 160L28 162H30L31 164H29L30 166L31 165H33V166H31V167H33L34 168V170H35V166L37 165V164H35L36 162H37V160H38V158L40 157V154L38 155V154H35L33 151H34V147L32 148ZM53 147V146H52ZM51 147V148H52ZM131 147V148H130ZM203 147V148H204ZM208 147V146H207ZM252 147V148H251ZM130 148V149H129ZM149 148V149H148ZM251 148V149H250ZM255 148V149H254ZM129 149V150H128ZM154 150V152H156L155 154H153L154 152H153V150ZM207 149V148H206ZM249 149V150H248ZM253 149V151H251ZM256 149H257V152H256ZM103 150H105V149H103ZM139 150H141V152H139ZM151 150H152V152H151ZM245 150V151H244ZM127 151V152H126ZM143 151H144V153H143ZM149 151V152H148ZM159 151V150H158ZM32 152V153H31ZM208 156H210L209 154L211 153L210 151H209V149H208ZM134 153V154H133ZM139 153H143L142 155L141 154H139ZM152 153V154H151ZM245 153H247V154H245ZM23 154V155H22ZM26 154V155H25ZM29 154V155H28ZM147 154V155H146ZM161 154V153H160ZM245 154V155H244ZM34 155H36L35 156V158L33 159V157H34ZM37 155L39 156V157H37ZM128 155V156H127ZM145 155V156H144ZM158 155V156H157ZM206 155H207V153H206ZM5 156H6V154H5ZM25 156V157H24ZM140 156V157H139ZM205 156V155H204ZM208 156H207V158H208ZM24 157V158H23ZM30 157H32L31 159H30ZM107 157H108V155H107ZM106 157V155H105V158H107ZM127 157H129V158H127ZM150 157V158H149ZM15 158V157H14ZM13 158V159H14ZM108 158H110V157H108ZM105 159V160H107V161H105L103 158V161H100L101 162V164H102V162H103V165H106V164H104V162H108V160H110V159ZM248 158V159H247ZM35 159H37L36 161H34ZM41 159V157L39 158V160ZM127 159V160H126ZM149 159V160H148ZM203 159V158H202ZM206 159V158H205ZM204 159V160H205ZM264 159V158H263ZM31 160V161H30ZM121 160V159H120ZM119 160V161H120ZM141 160V161H140ZM13 161V162H14ZM27 161H25V163H27ZM146 161V162H145ZM264 161V160H263ZM150 162V163H149ZM34 163V164H33ZM38 163V162H37ZM40 163H41V161H40ZM112 163V160H110L109 161V163H107L108 165L109 164H111ZM147 163V164H146ZM98 164H99V162H98ZM165 164V165H164ZM168 164V163H167ZM147 165V167L145 168V166ZM164 165V166H163ZM169 165V164H168ZM29 166V167H30ZM165 166H167V167H165ZM248 166H249V168L250 167H252V165H249L248 164ZM17 168V169H16ZM33 168H31V170H30V176L29 177H31L33 174L35 175V173H33V171H32V169ZM164 168V169H163ZM44 169V170H43ZM125 169V170H124ZM264 162H263V164L261 165V167L259 168V172L261 173V175H262V179H264ZM6 170V171H5ZM12 170V171H11ZM15 170H17L16 172H14ZM118 170V171H119ZM164 170V171H163ZM5 171V172H4ZM117 171V172H118ZM129 171V172H128ZM2 172H3V174H2ZM7 172V173H6ZM10 172L13 174V175H11L10 174ZM32 172V173H31ZM35 172V171H34ZM128 173H129V175H128ZM162 173V174H161ZM1 174H2V177H1ZM48 175V176H47ZM116 175V176H115ZM122 175V174H121ZM129 177H128V176ZM164 175V174H163ZM10 176H13V177H10ZM126 176V177H125ZM193 174H192V178H193ZM33 177V176H32ZM49 177V178H48ZM107 177V178H106ZM128 177V178H127ZM15 180V182L13 181V179ZM45 178V179H44ZM47 178V179H46ZM102 178L104 179V183H101L100 181L102 180ZM124 178V179H123ZM125 178H127V179H125ZM150 178V179H149ZM153 178V179H152ZM155 178V179H154ZM191 178V179H192ZM8 179V180H7ZM49 179V180H48ZM53 179V178H52ZM90 181H89V180ZM101 179V180H100ZM134 179H136V178H134ZM157 179H158V181H157ZM12 180V181H11ZM48 180V181H47ZM100 180V181H99ZM130 179H128L127 180V182L129 181ZM152 180H156V181H152ZM89 181V182H88ZM122 181H123V183H122ZM191 181V180H190ZM12 182V183H11ZM91 182H93V183H91ZM95 182H97V185H99L98 183H100L101 185H99L100 187H101V189H100V187L99 186H97V188L99 187V189H97V188H94V186L95 185H93V184H96ZM126 182V183H127ZM192 182V181H191ZM208 182V183H207ZM211 182V183H210ZM42 183V184H41ZM92 185H91V184ZM119 183V182H118ZM129 183V182H128ZM127 183V184H128ZM210 183V184H209ZM89 184V185H88ZM104 184V185H103ZM209 184V185H208ZM32 185V186H33ZM39 185V186H38ZM44 185V186H43ZM89 187H88V186ZM197 185V186H196ZM205 185H206V188H205ZM208 185V186H207ZM0 186V188H2ZM79 186H81V187H79ZM91 186V187H90ZM103 186V187H102ZM191 186L189 187V188H191ZM9 187V186H8ZM9 187V188H10ZM42 187V188H41ZM87 187V188H86ZM92 187H93V189H92ZM108 187V188H109ZM27 187H25V189H26ZM39 188V189H38ZM41 188V189H40ZM79 190H78V189ZM92 189L93 191H91L90 189ZM22 190H20V192L22 191V192H24V187H22L21 188ZM37 189L39 190L38 191V193H39V195H38V193H36L37 192ZM57 190H58V188H56ZM56 189L54 188L53 190H52V192H51V194L49 195L50 196V198L51 197H55V196H57L58 194H57V192L58 191H56ZM94 189H95V191H94ZM202 189V190H201ZM205 189V190H204ZM207 189V190H206ZM78 190V191H77ZM85 191V192H82V194H80L81 192L80 191ZM89 190V191H88ZM98 192H97V191ZM106 190H108V191H106ZM129 191L130 190H133L132 188H129L128 189ZM153 191V194H152V191ZM219 190V191H218ZM264 190V189H263ZM263 190H261L260 191V189H259V194H260V198H261V201H260V199H259V197L258 198H256L255 199V203H256V205H258V207H260L262 204V208H263V206H264V191ZM86 191H88V192H86ZM103 191H105L106 193H104ZM121 191V190H120ZM205 191L206 192H210L211 194H207V195H205V197L207 198H205L204 196H202V195H204L205 194ZM3 192H4V190H3ZM22 192L20 193V194H22ZM41 192V193H40ZM53 192H55L54 194V196H53ZM72 192V193H71ZM89 192H91V194L89 193ZM93 192H96V194L94 193V195H92L93 194ZM104 193V195L106 194V196H104L103 197V194L102 193ZM5 193H6V191H5ZM4 193V194H5ZM84 193H85V195H84ZM109 195H108V194ZM120 193V194H119ZM132 193V192H131ZM19 194V192L16 194V196ZM19 194V196L18 197H20L21 195ZM78 194V195H77ZM112 194V195H111ZM123 194V195H122ZM125 194V195H124ZM128 194V195H127ZM151 194H152V198H151ZM38 195V196H37ZM87 195H88V197H90V195H91V197L90 198H86L87 197ZM99 195V196H98ZM124 197H122V196ZM129 195H131V197L129 196ZM133 195V196H132ZM153 195H154V197H153ZM201 195V196H200ZM2 196L4 197L5 195H3V193L1 194V199H2ZM37 196V197H36ZM48 196V197H49ZM81 196V197H80ZM110 196V197H109ZM129 196V197H128ZM159 196L161 197V198H159ZM14 198H15V195L13 196ZM72 197V198H73ZM83 197V198H82ZM99 198V199H97V198ZM108 198V201L106 200V202H108V203H104V198L105 199H107ZM119 197V198H118ZM126 197V198H125ZM128 197V198H127ZM178 197V196H177ZM14 198H12V200H14ZM85 198V199H84ZM116 198V199H115ZM132 198H133V201H132ZM158 198V199H157ZM210 198V199H209ZM10 199L11 198H9V199H2V204H3V201H4V203H5V201L7 202L6 203V205H9V201H10ZM73 199H75V198H73ZM78 199V198H77ZM76 199V201L78 202V200ZM81 199V200H80ZM86 199H89V200H86ZM96 199V200H95ZM100 199H101V201H100ZM153 199H155V200H153ZM174 199V198H173ZM172 199V200H173ZM202 199V200H201ZM203 199H205L204 201H203ZM212 199V200H211ZM11 200V201H12ZM47 200H49V198L47 199ZM115 200V201H114ZM158 200V201H157ZM161 202H160V201ZM175 200V199H174ZM198 200V201H197ZM1 201V200H0ZM32 201V202H31ZM75 200H74V203L73 204H75V202H76ZM81 201V202H80ZM93 201H95L94 203H93ZM110 201V202H109ZM137 201V202H136ZM209 201V204H207V202ZM216 201V202H215ZM259 201V202H258ZM77 202H76V204H77ZM189 202V205L187 204ZM190 202H192V203H190ZM30 203H33V205L35 204V205H37V206H31L32 204H30ZM40 203V204H39ZM97 203V204H96ZM118 203V204H117ZM138 203H141V204H138ZM144 203V204H143ZM194 203V204H193ZM12 203L10 202V205H11ZM105 204V205H104ZM110 204V205H109ZM136 204V205H135ZM164 204V205H163ZM167 204H170V206L169 205H167ZM187 204V205H186ZM203 205V207H202V205ZM214 204V205H213ZM261 204V205H260ZM10 205L9 206H2V208H9L10 207ZM138 205V206H137ZM183 205H185L184 207H183ZM193 205V206H192ZM206 205V206H205ZM255 205V206H256ZM27 207V209H26V207ZM29 206V207H28ZM75 206V205H74ZM99 207V209H98V207ZM106 207L107 209H104L103 207ZM109 206V207H108ZM140 206V207H139ZM169 208H168V207ZM182 206V207H181ZM187 206V207H186ZM208 206V207H207ZM213 206H214V208H213ZM31 207H32V209H31ZM35 207V208H34ZM96 208V209H98V211L96 210V209H94L96 212H94V210H93V212L94 213H91V215H90V212L92 211H90V208ZM136 207H138L137 208V210H140L139 208H142L143 209V212H142V209L140 210L142 213H141V215H139V211L138 212H136ZM163 207V208H162ZM164 207H166V208H164ZM192 207V208H191ZM195 207V208H194ZM5 208H4V210L3 211H5ZM8 208L6 209V210H8ZM39 208V207H38ZM103 210V213H104V211L106 210H108V212L110 213L111 211L112 212H114V213H112V214H110L111 215V217L105 212L104 214L106 215H108V218L105 220V217H104V215L102 214V216H103V218L104 219H101V221L102 222H104V223H102V224H105V225H100V224H98L97 226L95 225L96 223H92V222H94V221H92V220H94V219H91L92 217H93V215L95 214V213H97V215H101L99 212L101 211L102 212V210ZM108 208H110L111 209V211L108 209ZM144 208H145V211H144ZM214 210H213V209ZM261 208V207H260ZM88 209V211H86ZM185 209H186V211H185ZM188 209V210H187ZM194 209V210H193ZM120 210V211H119ZM147 210V211H146ZM169 210V211H168ZM210 210V211H209ZM225 210V209H224ZM24 211V212H23ZM29 211V212H28ZM83 211V212H82ZM85 211H86V213H85ZM134 211V212H133ZM150 211V212H149ZM164 211V212H163ZM173 211V213H172V215H174L173 217L174 218H172V215H171V213L170 212H172ZM178 211V210H177ZM193 211V212H192ZM214 211H217V212H214ZM32 212V214H30ZM75 213L74 215H71V213ZM136 212V213H135ZM145 212H146V214H145ZM149 212V213H148ZM187 212H190V213H188L187 214ZM222 212H224V211H222ZM72 213V214H73ZM194 213V215H192ZM120 214V215H119ZM134 214V215H133ZM137 216H139L138 218L136 217V215ZM142 214H144V215H142ZM152 214V215H151ZM168 214V215H167ZM170 214V215H169ZM191 214V215H190ZM221 214H225V216H223V217H225V218H222V216H220ZM86 215H89V216H86ZM96 215V214H95ZM177 215V216H176ZM184 215V219H183V216ZM74 216V217H75ZM82 216V217H81ZM113 216H116L115 218H114V220H113ZM132 216H134V217H132ZM140 216H142V218L140 217ZM176 216V217H175ZM227 216H228V214H227ZM76 217L75 218H73L72 219V221L74 220L75 222L77 221V219H76ZM87 217V218H86ZM132 217V218H131ZM144 217V218H143ZM152 219H151V218ZM177 217H179V219H177ZM189 217V218H188ZM14 218H15V220H16V222H15V220H14ZM23 218V219H22ZM61 218V219H62ZM83 218V219H82ZM102 218V217H101ZM110 218H112V220H113V222L115 221V224H116V226H117V222H118V226L119 227H117V228H115V227H109V225L107 224V222L106 221H109L110 220ZM120 218V219H119ZM151 220H150V219ZM181 218V219H180ZM187 218H188V220H187ZM65 219H66V222H65ZM76 219V220H75ZM88 219V220H87ZM134 219H136L135 221H134ZM144 219V220H143ZM149 219V220H148ZM176 219H177V221H176ZM222 219H225L226 221H224V220H222ZM11 220V221H10ZM22 220V221H21ZM67 220H69V221H67ZM83 220V221H82ZM85 220H87V222L85 223ZM104 220V221H103ZM116 220H117V222H116ZM124 220H126V221H124ZM127 220H128V222H127ZM140 220V221H142V222H138V221ZM174 220V221H173ZM247 220V221H246ZM17 221L18 222H21V224L20 223H18V226H23V228L24 227H26V232H23V237H24V235H25V233H26V235H25V237L23 238L22 237V239L20 238L21 236H19V237H16V235H22V233H18L17 232V230H16V228L15 227H17L16 225H17ZM30 221V222H29ZM61 221H63V222H61ZM74 221L72 222L73 224H74ZM91 221V222H90ZM132 221V222H131ZM148 221V222H147ZM182 221V222H181ZM210 221H211V223H210ZM216 221V222H215ZM14 222L16 223V224H14ZM23 222V223H22ZM111 222V221H110ZM121 222H122V225H121ZM134 222V226H131V225H133L132 223ZM144 222V223H143ZM150 222V223H149ZM164 222V223H163ZM181 222V223H180ZM220 222H221V225H220ZM225 222V223H224ZM228 222V221H227ZM248 222V223H247ZM9 223H11L12 224V226H11V224H9ZM77 223V222H76ZM76 223H75V225H76ZM81 223V224H80ZM131 223V224H130ZM136 223V224H135ZM147 223V224H146ZM185 223V224H184ZM191 223V224H190ZM194 223H196V224H194ZM207 223H209V224H207ZM245 223V224H244ZM260 223H261V225H260ZM20 224V225H19ZM43 224V223H42ZM41 224V225H42ZM70 224V223H69ZM138 224V225H137ZM184 224V225H183ZM217 224H219L218 225V227H217ZM223 224H224V226H223ZM239 224V225H238ZM102 226V228L100 227V226ZM125 227H124V226ZM137 225V226H136ZM144 225V226H143ZM149 225V226H148ZM175 225H176V227H175ZM210 225V226H209ZM211 225L213 226V228H214V230H212V227H211ZM215 225V226H214ZM227 225V226H226ZM242 225V226H241ZM247 226V227H245V226ZM64 226V225H63ZM94 226V227H93ZM104 226H105V228H104ZM130 228H129V227ZM136 226V227H135ZM181 226V227H180ZM182 226H183V228H182ZM235 226V227H234ZM240 226V227H239ZM243 226L245 227V230H246V228H248L247 230L248 231H244V229H242L243 228ZM258 226L262 229H258ZM13 227V228H12ZM31 229H30V228ZM38 227H40V228H38ZM97 229H96V228ZM98 227H100L99 229H98ZM108 227V228H107ZM128 227V228H127ZM131 227H133V228H131ZM185 227V228H184ZM202 227V228H201ZM215 227H217V228H215ZM239 227V228H238ZM263 227V228H262ZM10 228H12L11 230L12 231H10ZM21 228V227H20ZM38 228V229H37ZM90 228V229H89ZM114 228H115V230H116V232H115V230H114ZM122 228V229H121ZM136 228H137V230H136ZM149 228V229H148ZM175 228H177V230H175L174 231V229ZM182 230H181V229ZM237 228V229H236ZM251 229V231H254L255 230V228H256V230L258 231V232H252V233H250L251 231H249L250 229ZM35 229V230H34ZM40 229H42V232H40L39 230ZM45 229V228H44ZM55 227H53V232L55 231ZM73 229V228H72ZM91 229H94V233H93V230H91ZM141 229V230H140ZM148 229V230H147ZM6 230H7V232H6ZM14 230H16V232L14 231ZM110 230V231H109ZM119 230V231H118ZM132 230V231H131ZM144 232H143V231ZM147 230V231H146ZM150 230V231H149ZM179 230H180V232H179ZM255 230V231H256ZM10 231V232H9ZM33 231V232H32ZM44 231H46V229L44 230ZM51 230H50V232H52ZM90 231V233H88ZM92 231V232H91ZM95 231H97V234H96V232ZM112 231V232H111ZM133 231H136V232H133ZM175 232V235H173L174 234V232ZM202 231V232H201ZM261 231V232H260ZM8 234V235H6V233ZM32 233V234H28V233ZM35 232V233H34ZM37 232V233H36ZM40 232V233H39ZM53 232L51 233V234H53ZM106 232V233H105ZM115 232V233H114ZM132 234H131V233ZM146 232H147V234H146ZM149 232V233H148ZM150 232H151V234H150ZM177 232H179V233H177ZM195 232H196V234H195ZM242 232V233H241ZM245 234H244V233ZM248 234H247V233ZM16 233V234H15ZM43 233V234H42ZM130 233V234H129ZM137 233H139V234H142V235H139V234H137ZM176 233H177V236H176ZM237 233H238V236H237ZM241 233V234H240ZM256 233V234H255ZM35 234V235H34ZM41 234H42V236H41ZM95 234V235H94ZM100 236H99V235ZM103 234V235H102ZM134 234V235H133ZM137 234V235H136ZM170 234V235H169ZM171 234H172V242L170 241V240H168V241H166L167 239H170L171 238ZM247 234V235H246ZM252 234V235H251ZM6 235V236H5ZM29 235H31L30 237H29ZM42 237H40V236ZM150 235V236H149ZM169 236V238H168V236ZM186 235V236H185ZM193 235V236H192ZM242 235V236H241ZM243 235H245V237L244 238H242L243 237ZM251 235V236H250ZM254 235H255V238H254ZM259 236V238H261V240L258 238V236ZM13 237V238H10V237ZM37 236V237H36ZM49 236V237H48ZM97 236H99V237H97ZM103 236V237H102ZM131 236V237H130ZM132 236H134V237H132ZM139 239H137L136 237ZM143 236V237H142ZM167 236V237H166ZM176 237V239H174L175 237ZM198 236V237H197ZM252 238V239H248V238H250V237ZM257 236V237H256ZM27 237H29V238H27ZM33 237H34V239H37V240H41L39 243L36 241V243L38 244H36L35 243V241H33V246L34 247H32V244L30 243V245H31V248H26V247H24V246H26L25 244L26 243H28L27 242V240L29 241V239H31V241H32V239H33ZM50 239V241H48L49 239ZM174 237V238H173ZM186 237H188V238H186ZM41 238V239H40ZM101 238V239H100ZM107 238H108V241H107ZM118 238H119V241L117 242L116 240H118ZM131 240H130V239ZM132 238H133V240H132ZM135 238V239H134ZM180 238V239H179ZM193 238H194V241H193ZM197 238V239H196ZM200 238V239H199ZM12 239V240H11ZM45 239H47L46 241H45ZM110 239V240H109ZM111 239H112V241H111ZM121 239V240H120ZM160 239V240H159ZM166 239V240H165ZM190 239V240H189ZM248 239V240H247ZM254 239H257V240H254ZM15 242H14V241ZM17 240H20V241H24V242H20L19 241V245H17L18 244V241ZM44 240V241H43ZM73 240V241H72ZM129 240V241H128ZM162 240H164V241H162ZM175 240H177V241H175ZM260 240V241H259ZM12 243V245H10V243ZM26 241V242H25ZM114 241H116L117 243H114ZM133 243H132V242ZM135 241H138V242H136L135 243ZM166 241V242H165ZM243 241H245V242H243ZM250 241H253V242H250ZM14 242V243H13ZM167 242H169V243H167ZM186 242V243H185ZM190 242V243H189ZM192 242V243H191ZM242 242V243H241ZM250 242V243H249ZM255 242V243H254ZM258 242V243H257ZM260 242H263V243H260ZM17 243V244H16ZM70 244V245H66V244ZM86 243H87V245H86ZM108 245H107V244ZM194 243V244H193ZM243 243H245V244H243ZM6 244V245H5ZM51 244V245H50ZM110 244V245H109ZM112 244V245H111ZM122 244V245H121ZM131 244H132V246H131ZM251 244V245H250ZM256 244H259V245H257L256 246ZM12 246L13 247V249L16 247L17 248V250H16V248L13 250L12 249V247L10 248H8V250H4V249H6V247L7 246ZM14 245H15V247H14ZM22 245V246H21ZM64 245V246H63ZM67 246V248L65 249V247ZM85 245V246H84ZM121 245V246H120ZM133 245L134 246H137V247H133ZM166 245V246H165ZM185 245V246H184ZM189 245H191V246H189ZM194 245V246H193ZM246 245V246H245ZM249 245L251 246V247H249ZM254 245H255V247H254ZM263 245V246H262ZM18 246H20L19 248H18ZM27 246H29V243H28V245ZM55 246V247H54ZM81 246V247H80ZM112 247V249H111V247ZM168 246V247H167ZM30 247V246H29ZM57 247V248H56ZM78 247V248H77ZM81 248V250H80V248ZM86 247V248H85ZM97 247H98V249H97ZM103 249H102V248ZM106 247V248H105ZM130 247H132V249L130 248ZM159 247V248H158ZM167 247V248H166ZM246 247H248V248H246ZM24 248L29 252V253H27V251H24ZM46 249H47V247H45ZM55 248L56 249H58L59 248V250H55ZM64 248V252H62L61 251V253L59 252L60 251V249H63ZM75 248V249H74ZM77 248V249H76ZM95 248V249H94ZM116 248V249H115ZM157 248L159 249V250H157ZM161 248V249H160ZM170 248V249H169ZM183 248V249H182ZM186 248H188V250L186 249ZM201 248H203V249H201ZM259 248H260V251H259ZM262 248V249H261ZM10 249H12V250H10ZM21 249H22V251H21ZM32 251H31V250ZM39 251H38V250ZM163 249V250H162ZM165 249V250H164ZM186 249V250H185ZM243 249H245V250H243ZM256 251H255V250ZM35 250H37V251H35ZM45 250V249H44ZM70 250H72V251H70ZM132 250V251H131ZM135 250V251H134ZM157 250V251H156ZM161 250V251H160ZM193 250H195V251H193ZM5 251H7V253H5ZM20 251V252H19ZM33 252V251H35V252H37L38 254H35V252H34V254L35 255H38V256H36L39 260H37L36 259V257H35V255H33V253H31V252ZM50 251V250H49ZM52 251V250H51ZM48 252V249H47V251L45 250V252L47 253H49V254H51V257L53 258L54 257V255H56L57 253L56 252H54V253H52V252ZM68 252V251H70V252H68L67 254H68V256L65 254V252ZM99 251V252H98ZM100 251H102V252H100ZM115 253H114V252ZM130 251V252H129ZM158 251H160V253L158 252ZM163 251V252H162ZM204 251V252H203ZM240 251V252H239ZM244 251L246 252V253H244ZM248 251H251V253L249 252V253H247ZM16 252V253H15ZM18 252V253H17ZM23 252V253H22ZM25 252V253H24ZM40 252V253H39ZM128 252V253H127ZM185 252V253H184ZM189 252V253H188ZM227 252V253H226ZM256 252V253H255ZM34 256H32L31 254ZM47 253V254H48ZM74 253H75V255H74ZM83 253V254H82ZM84 253H85V255H84ZM88 253H89V255H88ZM97 253V254H96ZM100 253V255H98ZM159 253V254H158ZM162 253V254H161ZM186 253H188V254H186ZM193 253H194V255H193ZM199 253V254H198ZM255 253V254H254ZM5 254H7V255H5ZM20 256L21 258H22V260L17 256ZM22 254V255H21ZM23 254H24V257H23ZM29 254H30V256L31 257H33V259L34 260H36V262L32 259V258H29L30 256H29ZM48 254V256L50 257V255ZM126 254V255H125ZM151 254H152V257H151ZM157 254V255H156ZM214 254V255H213ZM225 254V255H224ZM251 254V255H250ZM28 257H27V256ZM82 255V256H81ZM90 255H91V257H90ZM149 257H148V256ZM60 256H62V257H60ZM63 256H65V258L63 257ZM73 256V257H72ZM82 258H84V260L83 259H81V257ZM94 256H96V257H94ZM199 256V257H198ZM4 257H5V259H4ZM12 257V258H11ZM26 257V258H25ZM74 257H76L77 259H75ZM98 257V258H97ZM235 257V258H234ZM249 257V258H248ZM23 258H25L24 260H23ZM27 258H28V260H27ZM74 258V259H73ZM96 258V259H95ZM10 259H12V260H10ZM54 259V258H53ZM55 259H56V256H55ZM218 259V260H217ZM220 259V260H219ZM233 259H234V262H233ZM0 260V264H2L1 261ZM19 260H21L22 262H20ZM60 260H59V264H61L60 263ZM77 260V261H76ZM97 260H99V261H97ZM102 260V261H101ZM145 260H147V261H145ZM152 260V261H151ZM222 260V261H221ZM11 261H12V263H11ZM83 261H84V263H83ZM91 263H90V262ZM97 261V262H96ZM101 261V262H100ZM151 261V262H150ZM241 261H243V263L241 262ZM17 262H19V263H17ZM93 262V263H92ZM24 263V264H25ZM57 263H58V261H57ZM56 263V264H57ZM73 264V263H72Z\"/></svg>",
  "mask_w": 264,
  "mask_h": 264
}]
</instances>
